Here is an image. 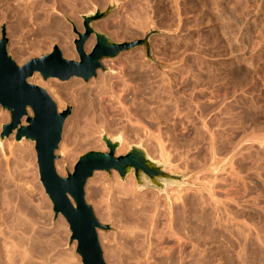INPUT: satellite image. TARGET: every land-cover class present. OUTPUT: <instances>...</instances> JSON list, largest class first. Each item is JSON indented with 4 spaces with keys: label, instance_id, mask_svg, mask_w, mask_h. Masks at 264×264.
<instances>
[{
    "label": "rangeland",
    "instance_id": "rangeland-1",
    "mask_svg": "<svg viewBox=\"0 0 264 264\" xmlns=\"http://www.w3.org/2000/svg\"><path fill=\"white\" fill-rule=\"evenodd\" d=\"M7 3H6V2ZM8 1H10V2H8ZM11 1L12 0H1L0 2V4H2V2H3V4L2 5H0L1 7L0 8H2L1 10H0V15L2 14L3 16H4V18H2L3 16L1 15L0 16V39H1V37H2V28L3 27H6V32H7V38H8V40H9V42H8V52H9V54L12 56V58L18 63L19 62V58L21 59V61H20V63L21 64H18V65H20V66H22V65H24L25 63H27L28 61H30V60H32V59H34V58H38V57H41V56H43V55H46V54H49V53H51L52 52V50H53V48H54V46H56V44H52V48H51V50H49V49H47L48 50V52H47V50H42V49H40V48H38L37 50H36V47H33V46H31L32 44H31V42L33 43V45H34V43H36V41H38V43H40V40H42L41 41V44H43V37H46L47 35H42L41 36V32L44 30V29H42V28H45V32H46V34H47V32L48 33H51V32H49V31H52V26L54 25V24H56V23H59L60 22V19H62L61 21L62 22H60L59 24L61 25V26H63V28L60 26V28L61 29H64L65 30V32L66 33H68V32H70V33H72L71 35H73L74 36V41L76 40V39H78V36H77V34L74 32V26H73V24L74 25H76V24H78L79 26H81V28L83 29V31H82V29L78 26V25H76V27H78L77 29H80V31L81 32H84V26H83V15H86V14H89V13H93V12H96V10L97 9H102L101 11H106L107 10V8L109 7V4H110V2H111V0H88V1H86L85 2V0L83 1V0H60V3L58 2V0H57V2H56V0H45V1H47V2H44V0L42 1H40V0H38V1H40V3L36 0V2H38L39 3V5L37 4V5H35V7L34 8H36V9H39V10H41L40 12H39V10L37 11L36 9H32L31 11H30V9L27 11V10H23V11H26L25 13L24 12H22L23 13V15H22V17H24L25 18V20L27 19V21H28V19H29V21L31 20V22H29V23H35L34 25V27L31 25V27L29 26V23L27 22V26H26V23H25V21H23V19L21 20L20 19V17H21V14H19V11H15V10H17L15 7H14V5L12 4L13 3V1H12V3H11ZM49 1H53L52 2V5H50L51 4V2H49ZM63 1V2H62ZM67 1V2H66ZM73 3H72V2ZM76 1V2H75ZM79 1V2H78ZM82 1H83V3H84V5H83V3H82ZM97 1V2H96ZM105 1V2H104ZM116 1V3H117V7H116V9L108 16V17H106L105 19H103V20H100V21H98V22H96V23H94V25H96V24H98V23H103L105 26L103 27V29L101 30H99V29H96L95 27H94V25H93V27H94V29L96 30V31H98V32H101V33H103V34H105L106 36H108L109 38H111L114 42H117V43H123V42H135V41H137V40H144V39H146V37H147V35L152 31V30H157V31H160L161 33H159V34H155V35H153L152 37H151V39H150V45H151V53L150 54H148V51H147V48L145 47V46H139V47H136V48H134V49H132V50H130V51H127V52H123V53H121L117 58H114V59H105V60H103V65H104V67L106 68V71H104V70H99L98 71V75H99V77L101 76V77H106V79H107V83H109V84H107L108 86H105L104 88H102V89H99L98 88V84H96V83H98L97 81H99V77H98V75H97V77L96 78H94L93 79V81H92V83L89 81L88 83H86V82H84L82 79H78V78H73V79H71L70 81H67V82H62V81H60V80H58V79H56V83L57 84H59L58 86V88H57V95H55V93L54 92H52V93H54V94H52L51 93V91L49 90V89H47V87H45V89L48 91H50L49 92V94H51V95H54L53 96V99H55V96H58V97H56V99H55V101L56 102H59V101H62L64 98H65V100H64V102L63 103H65L64 105H63V107H62V110H64V109H66L67 107H72V114H71V116L68 118V120L67 121H70V120H72L71 122H66V124H65V127L67 126V128H65V130H64V133H63V139L65 140V141H63V139H62V143H64V142H66V143H73V147H72V150H73V153H72V157L73 156H75V153L77 152V154H76V156L77 157H75V158H77L75 161L73 160V158L71 159V161H69V169L67 168L66 169V173L65 172H63L62 173V175L61 176H64V177H66L67 175H68V173H72L73 171H74V168H75V166H76V164L78 163V161H79V159H80V157L82 156V155H84V154H86V153H88V152H90V151H104V152H108V149H107V147H106V144L103 142V140H102V135L104 134V133H106L108 136H110V137H112V138H117V137H121L122 138V140H123V143H122V147L116 152V154H117V156H123V155H125L128 151H129V148H130V146H133V145H140V146H142L147 152H148V154L150 155V157L152 158V159H154V160H157V161H160V162H163V163H165L166 164V169L169 171V172H171V173H176V174H180V175H184V176H186V182L188 183L187 185H182V186H180V187H174V188H171V189H169V191H168V193H160L158 190H156V189H145V190H139L138 189V184H137V180H136V178H135V176L133 175V174H131L130 176H128V178L127 179H129L130 177L131 178H133V180H134V185L132 186L131 184H129V182H127L128 180L126 179V181L125 182H122L121 181V178H120V175H119V173L116 171V170H113L111 173H108V172H106V171H97V172H95L94 173V175H93V177L88 181V182H91V183H87V185L88 186H86V200H87V202H88V204L89 205H91L92 207H93V209H94V212H95V214H96V217L98 218V220L100 221V223H102V224H104V225H110L112 228H111V230L110 231H104V230H101V232L103 231V234L105 235H103L101 232H100V234H102V235H100L99 234V236H100V242L102 241V239L103 238H105V239H103V241L101 242V245H102V248H103V251H104V256H105V254L107 253V248L106 247H109V249H111V247L112 246H114V248L113 249H111L113 252H112V255H111V250H109L108 249V251L110 252V253H107L106 254V256H105V260L107 261V264H108V256H110L109 258H110V261L112 262V263H110V261H109V264H121L120 262H118L119 260L122 262V264H125V262H126V264H159L158 262H160L159 260H161V258H162V260L161 261H163V262H160V264L162 263H164L165 262V260L164 259H168L169 261H167L166 260V264H170L169 262H171V260L172 259H174L175 258V261L174 260H172V262H171V264H174V262L176 263V264H179V257L180 258H182V255H183V258H182V261H183V264H195V262H196V264H201L202 263V261H203V263L204 264H209L210 262L212 263V261L213 260H215V261H213L214 263H212V264H215V263H217L218 264V261L220 262V264H264V141H262V139H264V133H263V131H264V111H262V110H264V68H263V70H262V67H264V3H262L263 2V0H256V1H254V0H244V2H245V4H247V5H243L244 4V2L243 1H241V0H212V2L213 3H210L211 2V0H171V1H169V0H115ZM176 1V2H175ZM182 1V2H181ZM249 1V4L247 3ZM260 1V2H259ZM42 2V3H41ZM68 2H70V3H68ZM78 2V3H77ZM88 2V3H87ZM177 2H178V5H177ZM220 2V3H219ZM239 2V3H238ZM48 3V4H47ZM50 3V4H49ZM72 3V4H71ZM77 5H76V4ZM80 3H82V4H80ZM172 3H173V5H172ZM183 3V4H182ZM215 3V4H214ZM243 3V4H242ZM256 3H257V5H256ZM6 4H8V5H6ZM11 6H10V5ZM42 4V5H41ZM47 4V5H46ZM65 5L64 7H63V5ZM73 4H75L74 6H75V9H73L74 8V6H73ZM88 4V5H87ZM193 4V5H192ZM212 4H214V5H212ZM221 4V5H220ZM239 4H240V6H239ZM241 4H242V7H241ZM50 5V6H49ZM58 7H57V6ZM59 5H60V8L61 9H57V8H59ZM61 5H62V7H61ZM78 5H81V6H83V7H79ZM177 7H176V6ZM181 5H183V6H181ZM216 5L218 6V7H216ZM223 5V6H222ZM252 5V6H251ZM3 6H7L6 8L8 9H6V8H4ZM12 8H10V7ZM42 6V7H41ZM46 6V8H44ZM54 6H55V8H54ZM191 6V7H190ZM243 6H244V8H243ZM247 6H248V8H247ZM38 7H41V8H38ZM49 7V10L47 9ZM69 8L70 7V9H67V8ZM71 7H72V10L74 11H72L71 10ZM89 7V8H88ZM93 7V8H92ZM239 7H240V9H239ZM245 7H246V9H245ZM257 7V8H256ZM262 7V8H261ZM10 8V9H9ZM44 8V9H43ZM54 10H52V9ZM69 10L70 11V13H69V15H71V13H76L75 15L73 14V18L75 17L76 19H71L72 18V15L71 16H69L68 15V11L67 12H65L66 10ZM84 8V9H83ZM216 8H217V10H216ZM220 8V9H219ZM222 8L224 9V10H222ZM259 8H260V10H259ZM13 9H15V10H13ZM46 9V10H45ZM51 9V10H50ZM64 9V11H61V10H63ZM81 9H82V11H81ZM218 9H219V11H218ZM239 11H238V10ZM242 9V10H241ZM246 11H245V10ZM252 9V10H251ZM255 9V10H254ZM256 9L259 11H257V12H255L256 11ZM4 10V11H3ZM5 10L7 11V13L5 12ZM19 10V9H18ZM45 10V12H43ZM58 10V11H57ZM60 10V11H59ZM77 10H79V11H76ZM148 10V11H147ZM215 10V11H214ZM237 10V11H236ZM9 11V12H8ZM20 11H22V9H20ZM32 11H33V14H32ZM37 11V12H36ZM48 11H50V12H48ZM72 11V12H71ZM160 11V12H159ZM217 11V12H216ZM225 12V14H227L226 16H225V14H223L224 12ZM231 11V12H230ZM243 11H245V12H243ZM249 11V12H248ZM4 12H5V14H6V16H5V14H4ZM29 12H31V14H29ZM35 12V13H34ZM46 12H47V14H46ZM58 12V13H57ZM64 12V13H63ZM220 12V14L222 15L221 17H220V14H218V15H216L217 13H219ZM238 12V13H237ZM255 14H254V13ZM13 13H14V15H13ZM28 13V14H27ZM37 13H39V16L40 17H43L41 20H40V17H38V14ZM41 13H43V15L41 14ZM59 14V15H57V14ZM152 13V14H151ZM249 13V14H248ZM25 14V15H24ZM27 14V15H26ZM35 14V15H34ZM44 14H46V15H44ZM49 14V15H48ZM62 14V15H61ZM240 14V15H239ZM242 14V15H241ZM245 14V15H244ZM247 14V15H246ZM256 14H257V16H256ZM8 15V16H7ZM9 15H10V17H9ZM11 15H13V16H11ZM17 15V16H16ZM19 15H20V17H19ZM28 15H30V16H32L31 18H30V16L28 17ZM36 17V19L34 18V16ZM37 15V16H36ZM248 15H249V17H248ZM253 15V16H252ZM28 18H27V17ZM45 16H50V17H45ZM57 16V17H56ZM215 16H217L218 18H216ZM227 16L230 18H228L227 19ZM242 16H246L245 18H243ZM256 16V17H255ZM7 19H6V18ZM19 18L20 19V22H24L23 23V26L24 27H22V23H20L19 22V19H17V18ZM52 17H55L56 18V20L57 21H59V22H57L54 18H52ZM70 17V18H69ZM225 17V18H224ZM248 17V18H247ZM9 18H11V19H9ZM32 18H34V19H32ZM57 18H59V20L57 19ZM165 18H166V20H165ZM221 18V19H220ZM222 18H223V20L224 21H222ZM253 19V21H252V19ZM257 18V19H256ZM16 20V22H15V20ZM44 19V20H43ZM48 19V21H46V20ZM52 19H53V21H55L54 23L52 22ZM226 19V20H225ZM35 21V22H32V21ZM39 21V23L38 22H36V21ZM43 20V21H42ZM67 20V21H66ZM69 20L72 22H69ZM176 20V21H175ZM179 20V21H178ZM218 20V21H217ZM221 20V22H219ZM228 20V21H227ZM247 20H248V22H247ZM11 21H14V22H11ZM46 21V22H45ZM63 21H65V24L63 23ZM107 21H110V22H107ZM226 21V22H225ZM231 21V22H230ZM233 21V22H232ZM250 21V22H249ZM44 22V23H43ZM105 22H107V23H110V25L108 24L107 25V23H105ZM111 22H112V24H111ZM172 22V23H171ZM213 22V23H212ZM249 23V24H247V23ZM252 22H254V23H252ZM11 23V24H10ZM18 23V24H17ZM42 23H43V25H42ZM47 23H48V25H50L49 23H52L50 26H48L47 25ZM64 25H63V24ZM219 23V24H218ZM225 23H227V24H225ZM13 24H15V25H13ZM21 24V25H20ZM25 24V25H24ZM37 24V25H36ZM47 25V27L48 28H50V29H48L47 30V27H46V25ZM67 24V25H66ZM167 24V25H166ZM220 24H222V25H220ZM232 26H231V25ZM238 24H241V25H239L238 27H239V30H238V28H236L237 27V25ZM251 24V25H250ZM9 25H13V26H10L9 27ZM69 28H67L66 26ZM111 25H113V27L115 26V30H112V26ZM119 27H118V26ZM125 25V27L123 28V26ZM226 27H225V26ZM235 25H236V27H235ZM251 27H250V26ZM253 25V26H252ZM255 25V26H254ZM26 26V27H25ZM40 26V29L39 30H37V27H39ZM45 26V27H44ZM109 27V29L108 28H106V27ZM120 26H121V28H120ZM163 26V27H162ZM170 26V27H169ZM219 26H221V27H219ZM236 28L235 30L236 31H239L238 33L236 32V34H235V30H232V29H234V27ZM248 26H249V28H248ZM20 27V28H19ZM29 27V28H28ZM64 27H66V28H64ZM70 27H71V29H70ZM111 27V28H110ZM117 27V28H116ZM219 27V28H218ZM224 27V28H223ZM229 27V28H228ZM233 27V28H232ZM241 27V28H240ZM18 28H19V30H18ZM22 28V29H21ZM25 28H27V29H25ZM36 29V31H33L34 29ZM107 30H106V29ZM123 28V29H122ZM127 28V29H126ZM187 28V29H186ZM251 28V29H250ZM254 28V29H253ZM11 29V30H10ZM25 29V30H24ZM31 31H29V30ZM42 29V30H41ZM112 31H111V30ZM122 30V34H121V31L120 30ZM247 29V30H246ZM254 31H253V30ZM10 30V31H9ZM13 30V31H12ZM15 30V31H14ZM24 31V33H22L23 31ZM47 30V31H46ZM70 30V31H69ZM116 30H117V32H116ZM119 30V31H118ZM129 32H132V33H130L131 35H129V33H128V31ZM187 30V31H186ZM226 30V31H225ZM249 30V31H248ZM18 31L20 32V33H18ZM26 31H28V32H26ZM41 31V32H40ZM44 31H43V33H44ZM114 31H115V33H114ZM125 31V32H124ZM223 31V32H222ZM228 31V32H227ZM247 31V32H246ZM251 31V32H250ZM26 32V33H25ZM34 32H36V33H38V35H40V37L36 34V33H34ZM53 32V31H52ZM124 32V33H123ZM133 32H135V33H133ZM138 32V33H137ZM187 32V33H186ZM230 32H232L231 34H230ZM249 32V33H248ZM54 33V32H53ZM128 33V34H127ZM227 34V36H226V34ZM229 33V34H228ZM248 33V34H247ZM9 34H14V35H9ZM18 34H19V36H18ZM23 34V35H22ZM27 34V35H26ZM36 34V35H35ZM52 34V33H51ZM124 34V35H123ZM126 34V35H125ZM134 35V37H133V35ZM234 34L236 35V36H234ZM250 34V35H249ZM22 35V36H21ZM31 35H35V37L34 36H31ZM123 35V36H122ZM132 36V37H128V36ZM232 35V36H231ZM21 36V37H20ZM38 36V37H37ZM124 36H126V38L124 37ZM245 36V37H244ZM15 37V38H14ZM18 37V38H17ZM19 37H20V39H19ZM23 37H25V38H23ZM29 37V38H28ZM33 37V39L35 40H33V39H31L32 41H30V38H32ZM37 37V38H36ZM93 37V36H92ZM92 37L90 38V40L92 39ZM124 37V38H123ZM203 37V38H202ZM228 37H229V39H228ZM240 37V38H239ZM247 37V38H246ZM16 38H17V40H16ZM23 38V39H22ZM28 38V40L29 41H27V40H25V39H27ZM39 38V39H38ZM42 38V39H41ZM190 38V39H189ZM235 39V41H234V39ZM241 38H243V39H241ZM15 39V40H14ZM46 38H44V40H45ZM23 40V41H22ZM89 40V41H90ZM93 40H94V43L91 45V48H89V50L87 51L88 53L89 52H91L92 51V49H93V47L96 45V37L94 36L93 37ZM206 40V41H205ZM242 40H244V41H242ZM263 40V41H262ZM17 41V43L19 44V41L21 42V44H20V46L18 45V48L20 47L21 49H19V50H21V51H19L18 50V48H16V46H17V43H14V42H16ZM25 41V42H24ZM46 41H48L49 42V40H46ZM156 41H158V42H156ZM167 41H169V42H167ZM218 41V42H217ZM231 41V42H230ZM239 41V42H238ZM241 41V42H240ZM12 42V43H11ZM22 42H24V43H22ZM28 42H30L29 44H28ZM162 42V43H161ZM215 42V43H214ZM235 42V43H234ZM244 42V43H243ZM172 43V44H171ZM233 43V44H232ZM240 43V44H239ZM13 44V45H12ZM22 44H24V45H22ZM27 44V46H25ZM187 44V46H185ZM236 44V45H235ZM12 45V46H11ZM48 45H50V44H48ZM181 45V46H180ZM185 47H184V46ZM222 45V46H221ZM234 45V46H233ZM244 45H246V46H244ZM10 46H11V48L13 49H11L10 48ZM13 46L16 48L15 50H14V48H13ZM24 46V47H23ZM179 46V47H178ZM183 46V47H182ZM189 46V47H188ZM191 46V47H190ZM243 47L244 48V50H241V48L240 47ZM259 46V47H258ZM181 47V48H180ZM190 49V51H192L191 53H189V52H187L189 49ZM237 47V49H235ZM258 47V48H257ZM27 48V49H26ZM33 49V50H31V52H33V53H31V52H28V51H30L29 49ZM85 48H86V46H85ZM187 48V49H186ZM193 48V49H192ZM10 49H11V51H10ZM22 49H24V50H22ZM34 49L37 51V52H35L34 51ZM144 49V50H143ZM171 49H173L174 51H176V52H174L173 50L171 51ZM181 51H180V50ZM184 49H185V51H184ZM195 49V50H194ZM196 49H197V51H196ZM229 49V50H228ZM256 49V50H255ZM27 50V51H26ZM39 50V51H38ZM40 50H41V52H40ZM75 50H76V46H75ZM179 50V51H178ZM201 50V51H200ZM240 50V51H239ZM22 52V54L21 53H16V52ZM26 51V52H25ZM44 51H45V53H44ZM143 53H142V52ZM145 51V52H144ZM163 51V52H162ZM184 53H183V52ZM202 52L201 54H199L200 52ZM230 51H232V52H230ZM249 51V52H248ZM250 51H252V52H250ZM40 52V53H39ZM172 54H171V53ZM174 52V53H173ZM178 52V53H177ZM180 52L181 53H183L182 54V56H181V54H180ZM199 52V53H198ZM245 52V53H244ZM260 52H261V55H259L260 54ZM15 53V54H14ZM29 54V55H31V56H29V55H26V54ZM35 53H38V54H35ZM161 53V54H160ZM164 53H165V55H164ZM168 53V54H167ZM177 53V54H176ZM188 53V54H187ZM193 53H195V54H193ZM246 53H247V56H246ZM252 53V54H251ZM20 54V55H19ZM34 54V55H33ZM175 54H176V58H177V56H179L178 57V61H177V59H175ZM184 54L186 55V56H184ZM202 54H203V57H202ZM239 54H240V57H239ZM254 54V55H253ZM23 56V58H21V57H19V56ZM26 55V56H25ZM78 55V53H77V51H76V56ZM171 55V56H170ZM194 55H196V57L194 56ZM200 55V56H199ZM244 55V56H243ZM25 56V57H24ZM169 56V57H168ZM187 56H188V59H187ZM199 56V57H198ZM206 56V57H205ZM237 56V57H236ZM17 59H16V58ZM28 57V58H27ZM65 57V56H64ZM78 57H79V55H78ZM143 57V58H142ZM169 58L168 59V61L169 62H166L167 61V59L166 58ZM173 58V59H171V58ZM181 57V58H180ZM240 58V61H239V58ZM244 57V58H243ZM261 57H262V59H261ZM66 58V57H65ZM162 58V59H161ZM204 58H206L205 60H204ZM241 58H242V60H241ZM246 58V59H245ZM248 58H250V60L248 59ZM68 59V58H67ZM125 59H126V61H125ZM164 59H166V60H164ZM174 59H175V62H174ZM183 59V60H182ZM185 59V60H184ZM197 59V60H196ZM200 59H203V60H200ZM248 59V60H247ZM18 60V61H17ZM22 60H24V61H22ZM71 60V59H70ZM73 60H76V59H73ZM77 60H79V58H77ZM124 60V61H123ZM170 60H173V61H170ZM180 60H181V62H180ZM189 60V61H188ZM238 60V61H237ZM105 61L107 62V64H105ZM109 61V62H108ZM111 61V62H110ZM133 61V62H132ZM146 61V62H145ZM184 61L186 62V64H183L184 63ZM187 61H188V65H187ZM247 63H246V62ZM122 62H124V63H122ZM125 62H126V64H127V62H128V64L126 65L125 64ZM130 62V63H129ZM131 62L132 63H134L135 62V65H133V64H131ZM139 62H141V63H139ZM172 62V63H171ZM179 62V63H178ZM190 62V63H189ZM195 62H196V64H195ZM198 62H199V64L201 63V64H203V65H205V63L207 64V66H204V67H207L206 69L205 68H203V65L201 66V64H200V66H199V64H198ZM244 62V63H243ZM249 62H251V63H249ZM168 63V64H167ZM183 65H182V64ZM192 63H194L193 65H192ZM250 64V65H247V64ZM123 64H125V65H123ZM131 64V65H130ZM136 64H137V66H136ZM141 64V65H140ZM142 64H143V66H142ZM149 66H148V65ZM182 65L181 67L179 66V65ZM130 65V66H129ZM134 66V68H136V69H134L133 68V66ZM140 65V66H139ZM185 65H186V67L188 68V66L189 67H191V65H192V68H191V70H189V69H187L186 67H185ZM195 65V66H194ZM196 65H198V66H196ZM208 65H210V66H212V65H214V66H212V67H210V66H208ZM259 65V66H258ZM129 66V67H128ZM144 66H146L147 68H149V71H147L148 69L145 67V69H147L146 71H145V69H143L144 68ZM174 66H175V68H174ZM180 68V70H179V73H178V67ZM194 66V67H193ZM216 66V67H215ZM241 66V67H240ZM254 66V67H253ZM262 66V67H261ZM137 67H139V68H137ZM140 67H141V69H140ZM143 67V68H142ZM196 67V68H195ZM198 67H202L201 69L200 68H198ZM209 67L211 68V70L209 69ZM213 67H215V68H217V69H212ZM237 67V68H236ZM244 69H243V68ZM252 67V68H251ZM261 67V68H260ZM126 68H130V72H131V68H133L135 71L136 70H140V72H138V71H134L133 69V75H132V73H131V75H130V72H129V70H127ZM175 69L174 71H173V69ZM193 68H194V70H193ZM199 70H198V69ZM241 68H242V72H240L241 71ZM251 68V69H250ZM256 68V69H255ZM171 71H170V70ZM181 69H182V72H181ZM184 69V70H183ZM197 69V70H196ZM203 69H205L204 71H203ZM124 71V72H122L121 73V71ZM127 70V71H126ZM146 72V75H143V74H145V72ZM151 70V71H150ZM169 70V71H168ZM186 70V71H185ZM201 70V72L199 73V71ZM214 70V71H213ZM232 70H235L234 72L232 71ZM239 72H238V71ZM141 71L143 72V73H141ZM164 71H165V74L168 76V74H169V77L171 78H169V80H167L165 77H163V76H165L164 75ZM167 71H168V73H167ZM177 72V74H176V72ZM189 71H191V72H189ZM194 71V72H193ZM206 71V72H205ZM208 71H210V72H208ZM217 71V72H216ZM237 71V72H236ZM245 71V73H243ZM100 72V73H99ZM138 72V73H137ZM173 72V73H172ZM183 72H185L184 74H180V73H183ZM186 72H189V73H186ZM213 72H215V73H213ZM232 72V73H231ZM254 72V73H253ZM125 73H128V74H125ZM142 74V77H141V74ZM148 73H151V74H154L153 75V77H152V75L151 76H148L149 74ZM191 73L193 74L192 76H191ZM195 73H199V77H200V79H202V80H200L199 79V77H198V75L197 74H195ZM201 73H205V74H207L208 73V76L207 75H205L204 74V76L206 77V78H204V76L201 78ZM212 74V76H209L210 74ZM231 73V74H230ZM234 73H235V75H234ZM241 73V75L239 76V74ZM136 76H140V77H136ZM140 74V75H139ZM148 74V75H147ZM162 74H163V76H162ZM171 74H176V76L178 75V77H176L175 75H174V77H175V79H174V77L171 75ZM197 76H195V75ZM217 74V75H216ZM245 74L247 75V77L249 76V79H247L246 77H245ZM105 75V76H104ZM110 75V76H109ZM112 75V76H111ZM127 75V76H126ZM172 77H171V76ZM183 75H185V76H183ZM215 75V79L213 78V76ZM230 75L231 76H234V77H231V79L229 78L230 77ZM237 75V76H236ZM251 75V76H250ZM36 76H37V79H36ZM32 80H39L40 78H42L40 75H36ZM38 76L40 77V78H38ZM107 76H109L108 78H107ZM117 76H118V78H119V81H118V78H117ZM129 76V77H128ZM148 78V80L150 79V78H153L152 80L150 79L149 80V82H148V80L146 79V77ZM155 76V77H154ZM182 76L185 78H182ZM190 76H191V80L192 79H194V80H190ZM195 77V78H192V77ZM217 76V77H216ZM235 76L237 77V78H235ZM238 76L239 77H241V79L240 78H238ZM122 77V78H121ZM130 77H133L134 79H135V81L133 80V78L131 79ZM143 77H144V79L145 80H143ZM162 77H163V79L167 82L168 81V85H169V87H168V85H167V87H166V82L165 83H163L164 81H160V80H163L162 79ZM213 79H212V78ZM245 79V81H241V80H244L243 78ZM254 77V78H253ZM98 78V79H97ZM111 78H112V80H111ZM115 78V79H114ZM129 78V79H128ZM176 78H177V80H176ZM189 80H188V79ZM196 78H198V79H196ZM210 78V80H207V79H209ZM216 78H217V80H216ZM228 78V79H227ZM235 80H233V79ZM258 78V79H257ZM261 78V79H260ZM115 81H114V80ZM126 79L129 81L130 79H131V81H132V85L134 86H132V85H130L131 84V81H129V82H127L126 83ZM137 79V80H136ZM155 79V80H154ZM156 79H157V81H156ZM204 79H205V81L206 82H204ZM219 79V80H218ZM238 79V80H237ZM239 79H240V81H239ZM249 80V81H247V80ZM251 79H253V80H251ZM41 80V81H40ZM39 80V83L41 82V83H43V84H46L47 85V82L49 81V82H51L52 81V79L51 80H48V81H45V80H43V78L42 79H40ZM73 80V81H72ZM159 80V81H158ZM175 80V81H174ZM186 80V81H185ZM198 80H200V81H198ZM227 80H229V81H227ZM60 81V82H59ZM76 81V82H75ZM109 81V82H108ZM113 81V82H112ZM122 81V82H121ZM123 81H125L124 83H123ZM134 81V82H133ZM145 82L144 84L143 83H141V82ZM161 82V83H163V85L160 83L159 85V87H158V83L156 84V82ZM190 83L189 85H188V82ZM196 83V81L199 83V85H198V83L197 84H195L194 82ZM204 83H203V82ZM217 81H219L218 83H217ZM221 81V82H220ZM234 81V82H233ZM237 81V82H236ZM46 82V83H45ZM74 82V83H73ZM93 82H96V83H94L93 84ZM119 82H121L122 83V85L121 86H125V84H126V88L127 87H130V88H128L129 90H131L132 88V90L131 91H129V92H131L132 94H134V96H133V101L131 100V98L132 97H125L126 96V94H128V93H125V95H124V92H123V90H126V88L123 86V87H121L119 84V86L120 87H116L117 85H116V83H119ZM135 82H137V83H135ZM140 82V83H139ZM146 82H148V83H146ZM153 82H155L154 84H153ZM191 82L193 83V84H191ZM202 84H205V86L204 85H201V83ZM209 82V83H208ZM213 82V83H212ZM226 82V83H225ZM227 82H228V84L229 85H227ZM229 82H231V83H229ZM236 82V83H235ZM239 82L240 83H242V84H239ZM243 82H245L246 83V85H244L243 84ZM249 84H248V83ZM32 83H33V81H32ZM92 85L91 87H90V84ZM153 84V85H151V84ZM211 83V86L209 85ZM236 84V85H240V86H234L233 84ZM238 83V84H237ZM34 84H35V82H34ZM36 84L38 85V83L36 82ZM49 84V83H48ZM88 84V85H87ZM115 84V85H114ZM137 84V88H135V85ZM139 84V85H138ZM141 84V85H140ZM147 84V85H146ZM150 84V85H149ZM156 84V85H155ZM164 84H165V87H164ZM213 84H214V86H215V88L213 87ZM216 84V85H215ZM226 84V85H225ZM230 84H231V86H230ZM247 84H248V86H247ZM85 85H87V86H85ZM97 86V87H95V86ZM128 85V86H127ZM194 85V86H193ZM196 85V86H195ZM199 86V88H198V86ZM209 85V86H208ZM221 85V86H220ZM39 86H42V85H40L39 84ZM68 88H67V87ZM75 86H76V88H75ZM85 86V87H84ZM113 86V87H112ZM115 86V87H114ZM139 86H145L144 88H140ZM147 86V87H146ZM149 86L151 87H153V88H158V89H162V88H164V89H162L161 91H163L164 90V92H166L165 94H163L164 92H162L161 94H158V97H161V98H159V99H163V100H159V101H163V102H159L158 101V99H157V97H156V93H158V89L156 88L155 90L152 88H150V91H152V93L149 91ZM161 86H162V88H161ZM189 86H192V89H193V91H192V89H191V92H190V87ZM204 86V87H203ZM217 86H220L218 89H217ZM251 86V87H250ZM261 86V87H260ZM43 88H44V86H42ZM62 87V88H61ZM67 88V89H64L63 90V88ZM70 87H71V89H75L76 91H78L77 93V97H76V91L75 90H71L70 89ZM84 87V88H83ZM90 88V89H94V90H96V93H97V95L96 96H93V95H95V94H93V91L94 90H89L88 88ZM111 87V92H110V90H108L109 88ZM193 87H195V88H193ZM201 87H203V88H201ZM208 87H209V89H210V87L212 88V89H208ZM230 87V88H229ZM234 87V88H233ZM242 88L241 90L242 91H245L246 93H249L250 94V92L252 93V94H246L245 92L243 93L242 91V93H241V95L240 94H238V91L237 90H240V89H237V88ZM60 88V89H59ZM96 88V89H95ZM97 88L99 89V90H97ZM114 88H116V89H114ZM118 88V89H117ZM135 88V89H134ZM145 88H147V90L145 89ZM170 88V89H169ZM196 88H198L199 89V91H197V92H195V90L194 89H196ZM200 88H201V90H200ZM228 88V89H227ZM232 88L234 89V91H232ZM249 88V89H248ZM252 88V89H251ZM68 89H69V91H68ZM79 89H81V92L79 91ZM87 89V90H86ZM106 89V90H105ZM121 89H122V91H121ZM140 89V90H139ZM145 89V90H144ZM168 89H169V91H168ZM204 89V90H203ZM214 89H216L215 90V92H214ZM237 89V90H236ZM248 89V92L246 91V90ZM255 89V90H254ZM61 90V91H60ZM64 92H63V91ZM83 90V91H82ZM86 90V91H85ZM90 92H89V91ZM106 92V94H105V92ZM114 90H115V92L116 93H114L113 95H111V93H112V91L114 92ZM118 90H120L119 92H117ZM138 92H137V91ZM141 90H143L142 92H141ZM159 90V92H161ZM235 90L237 91V92H235ZM250 90V91H249ZM88 91V92H87ZM98 91H100V93H98ZM135 91V92H134ZM139 91H140V93H139ZM147 92V94L146 93H144V92ZM157 91V92H156ZM170 91H172V92H170ZM254 91V92H253ZM59 92V93H58ZM61 92H63V93H61ZM66 92H68V93H66ZM74 92H75V94H74ZM92 92V93H91ZM103 92V93H102ZM193 92V93H192ZM217 92V93H216ZM234 92V93H233ZM82 95V96H80V94ZM86 93H88L89 94V96L86 94ZM104 94V95H102V94ZM108 93H110V94H108ZM118 93V94H117ZM120 93V94H119ZM123 93V94H122ZM138 94L139 96H137V98H136V96H135V94ZM150 95H149V94ZM168 93V94H167ZM170 93V94H169ZM206 93V94H205ZM231 94V96H232V99H231V96H230V94ZM235 94V95H233V94ZM240 93V92H239ZM58 94H60V97H59V95ZM61 94H63V95H61ZM68 94H70V95H68ZM72 94H74V95H72ZM93 94V95H92ZM101 96V97H99V95ZM141 94H143V95H141ZM152 94H154L153 95V97H152ZM167 94V95H166ZM192 96H191V95ZM229 94V95H228ZM244 96H243V95ZM66 95V97H64ZM70 97L71 95V98L74 96V98H75V101H76V99H77V101L78 102H73L72 103V99L71 98H69L68 96ZM86 95V96H85ZM108 97H107V96ZM111 95V96H110ZM145 95H146V97H145ZM147 95H149L148 97H147ZM166 95V96H165ZM219 95V96H218ZM245 95H248V96H245ZM90 96H92L93 98H95V99H97V98H99L100 99V101L97 99V101L95 100V102H94V100H93V98L91 97L90 98ZM98 96V97H97ZM113 96H115L114 98H116L115 100H114V98H113ZM123 96V97H122ZM142 97V98H139V97ZM151 96V97H150ZM162 96H164V97H162ZM233 96H234V99H233ZM236 96V97H235ZM238 96L240 97V96H242V97H240V98H238ZM254 96H255V99H254ZM64 97V98H63ZM84 99H83V98ZM87 97H89V99L87 98ZM97 97V98H96ZM103 97V98H102ZM105 97V98H104ZM111 97V98H110ZM125 97V99H123ZM134 97H135V99H134ZM143 97H144V99H143ZM210 97V98H209ZM216 97V98H215ZM226 97H230L229 99H230V101H229V99L227 98V100L225 99ZM245 97V98H244ZM246 97H248V98H246ZM251 97H252V99L253 100H251ZM61 98H63V99H61ZM81 98V100H80V102H79V99ZM85 98H86V100H88V102H89V100H91L90 102L91 103H88L86 100H85ZM107 98H108V100H107ZM113 98V99H112ZM118 98V99H117ZM120 98V99H119ZM121 98L123 99V100H121ZM151 98H153V99H151ZM166 98V99H165ZM236 98V99H235ZM242 98V99H241ZM250 98V99H249ZM60 99V100H59ZM71 99V100H70ZM131 100V104H129V102H130V100ZM136 99H137V102H136ZM138 99H140L141 101H142V103H140L141 101H139ZM146 99V100H145ZM148 99V100H147ZM157 99V100H156ZM223 99H225V100H223ZM239 99V100H238ZM244 99V100H243ZM68 100V101H67ZM74 100V99H73ZM104 100L105 102L107 101L108 103H110L112 100H114V101H112V103L114 102V104H112V103H110V104H108L107 102L105 103L104 101L102 102V101ZM111 100V101H110ZM117 100H119V101H117ZM127 100H129V101H127ZM135 100V101H134ZM152 100V102H154V100H155V102L157 103H159V106H160V104H161V106H160V108H157V107H159L155 102H154V105L153 104H151L149 101H151ZM198 100V101H197ZM223 100V101H222ZM231 100H232V102H234V103H232L231 102ZM234 100V101H233ZM243 100V103L241 104V101ZM247 100V101H246ZM249 100H250V102H249ZM82 101V102H81ZM83 101H85V102H83ZM110 101V102H109ZM127 103H126V102ZM237 101V102H236ZM69 102V103H68ZM89 104H87V103ZM94 102V105L92 104ZM102 102V103H101ZM119 102V103H118ZM124 104H123V103ZM146 102H148V103H146ZM195 102V103H194ZM222 102V104H223V102H225L222 106H218V105H220L219 103H221ZM229 102V103H228ZM231 102V103H230ZM78 103V104H77ZM81 103V104H80ZM102 105H101V104ZM104 103L106 104V105H104ZM115 103H118V104H115ZM134 103H135V106H134ZM137 103V104H136ZM139 103V104H138ZM146 103V104H145ZM238 103V104H237ZM80 104V105H79ZM99 104V105H98ZM120 104V105H119ZM145 104V105H144ZM148 104V105H147ZM153 105V106H151L152 108H150V106L149 105ZM163 104H164V106H163ZM196 104V105H195ZM227 104V105H226ZM232 104H234L233 106H232ZM78 105V106H77ZM84 105V107H82V110L83 109H85L84 111H82L81 110V108H80V106H83ZM91 105V106H90ZM97 105V106H96ZM114 105V106H113ZM116 105V106H115ZM117 105L118 106H120V107H122V110H119L118 108L119 107H117ZM122 105H124V106H122ZM130 105V106H129ZM136 105H144L145 107V109L143 108V106H142V109H140L139 107H137ZM157 105V106H156ZM227 106V108H229V109H227L226 108V106ZM229 105V106H228ZM231 105V106H230ZM236 105V109H235V106ZM239 105V106H238ZM247 105V106H246ZM77 106V107H76ZM110 106H111V109L109 110L108 109V107L110 108ZM113 106V107H112ZM127 106V107H126ZM140 106V107H141ZM149 106V107H148ZM155 106V107H154ZM162 106L164 107L163 108V110H162ZM241 106V107H240ZM78 107H79V109H78ZM91 107H93V108H91ZM96 107H98V108H96ZM104 107H105V109H104ZM117 107V108H116ZM125 107V109H123ZM130 107H132V110H131V108ZM133 107H134V109H133ZM136 107H137V110H136ZM219 107V109H217ZM221 107H222V109H221ZM223 107H224V109H223ZM232 107H234L233 108V110L231 109ZM77 108V109H76ZM116 108V109H115ZM216 108V109H215ZM0 109H1V111H0V114L2 113H5L6 112V114H4L5 116L7 115V117L9 118V120L7 121V122H1V120H0V124L1 125H3V124H8V123H10V121H11V114H9L10 112L9 111H6V110H4L3 108H1L0 107ZM89 109H90V111H89ZM104 109V110H103ZM108 109V110H107ZM115 109V110H114ZM121 109V108H120ZM130 109V110H129ZM148 109V110H147ZM156 111H155V110ZM158 109V110H157ZM159 109L161 110V111H159ZM228 111H227V110ZM235 109V110H234ZM240 109V110H239ZM61 110V111H62ZM81 110V111H80ZM94 110H95V112H94ZM98 110H100V112H102L101 114H100V112L98 113ZM102 110V111H101ZM124 110V111H123ZM149 110H153V111H149ZM222 110H224V111H222ZM230 110V111H229ZM233 112H232V111ZM73 111H74V113H77L78 112V114H77V116H79V117H77L76 116V114H74L73 113ZM76 111V112H75ZM91 111H93V113H91ZM96 111H97V115L99 114L100 115V117L102 118V117H104V119H106V120H104L103 118H102V120H103V125L101 126V123H100V121H99V125L101 126H99L98 125V119H101L99 116V118L97 119L96 118V116L97 115H95L96 114ZM106 111V112H105ZM107 111H108V113L110 112V111H112V112H110V114H108L107 115ZM119 111V112H118ZM120 111H123V112H120ZM128 113V114H130V113H132V114H130V115H128L127 114V116H126V112ZM134 111H135V113H134ZM137 111V112H136ZM143 111V112H142ZM155 111V112H154ZM158 111H159V113H158ZM164 111V112H163ZM186 111V112H185ZM216 111V112H215ZM238 111V112H237ZM90 113V114H94V116L95 117H92V115H90V114H88V113ZM107 115H104V113ZM125 112V113H124ZM142 113V114H145V115H140L139 113ZM146 112V113H145ZM150 112H151V115H154V116H150ZM218 112H219V116L222 114V117H215L216 115L215 114H217V116H218ZM226 114H228L229 116H231L232 118H231V120L232 119H234V120H230L229 118L230 117H227L228 115H226ZM228 112V113H227ZM237 114H236V113ZM79 113H80V115L81 116H84L86 113V117L84 116V117H80V115H79ZM112 113V114H111ZM122 113V114H121ZM153 113V114H152ZM155 113V114H154ZM156 113H158V114H160V113H162L163 114V116L162 117H160L162 114H160V115H158V114H156ZM165 113V114H164ZM232 115H231V114ZM239 113H241V115L239 114ZM263 115H262V114ZM84 114V115H83ZM124 114H125V116H124ZM135 114H136V116H135ZM149 115V117H148V115ZM239 114V115H238ZM247 114V115H246ZM114 115V116H113ZM133 116V117H130V116ZM140 115V116H139ZM158 115V116H157ZM224 115V116H223ZM248 115H250V116H248ZM10 116V117H9ZM74 116V117H73ZM108 116H109V119H108ZM129 116V117H128ZM156 116L158 117V118H156ZM226 116V117H225ZM236 116H239L240 117V119H239V117L237 118ZM258 116V117H257ZM74 119H73V118ZM77 119H76V118ZM90 117V118H89ZM92 117V118H91ZM105 117H107V118H105ZM152 117H153V119H152ZM178 117V118H177ZM223 117H225V118H223ZM233 117H235V118H233ZM257 117V118H256ZM72 118V119H71ZM78 118L79 119H82V121L81 120H78ZM84 118H85V120H84ZM217 118V119H216ZM219 118V119H218ZM221 118H223L222 119V121H220L221 120ZM226 118H228V119H226ZM86 119H90L89 120V122L88 121H86ZM93 119V120H92ZM94 119H95V121H94ZM215 119H216V121H215ZM226 119V120H225ZM73 120L75 121L76 120V122H73ZM84 120V121H83ZM107 120H109V121H107ZM203 122V121H206V122H203V123H201V121ZM219 120V121H218ZM227 120H230L231 121V123H229L230 121H227ZM236 120L238 121V122H240V124H242V125H240V124H238L237 122H236ZM259 120V121H258ZM79 121L81 122V123H79ZM112 122L111 124L109 123V122ZM227 122V125H226V127H225V125H223L224 124V122ZM247 121V122H246ZM26 122V120L24 121V124H26L25 123ZM82 122L84 123V122H86V123H84V124H82ZM108 123L109 124V127L108 126H106L107 124L106 123ZM216 122V123H215ZM217 122H219L218 124H217ZM236 122V123H235ZM256 122V123H255ZM72 123V124H71ZM74 123V124H73ZM89 123V124H88ZM93 123V124H92ZM96 125H95V124ZM198 123H199V127H198ZM229 123V124H228ZM232 123H233V125H232ZM254 123V124H253ZM263 123V124H262ZM79 124V125H78ZM138 124V125H137ZM201 124H204L203 126H201L200 127V125ZM207 125V127H206V125ZM214 124V125H213ZM215 124H217L218 125V128H217V125L215 126ZM220 124H222L223 125V127H221V125ZM226 124V123H225ZM250 124V125H249ZM259 124H260V126H261V124H262V126H261V128L259 127ZM72 125V126H71ZM77 126L76 128H75V126ZM84 125V126H83ZM85 125H88L87 127L85 126ZM94 127H93V126ZM110 125H111V128L113 129V131L115 130L116 132H113L112 131V129L110 128ZM124 125V126H123ZM209 125V126H208ZM214 127H213V126ZM220 125V126H219ZM234 126V127H237V128H235L234 129V127H232V126ZM239 125V126H238ZM253 125H255L256 127H257V125H258V127L256 128L255 126H253ZM73 126H74V128H73ZM79 126L81 127L82 126V128L80 129L79 128ZM89 126H91V128H94V129H96V130H94V129H91ZM96 126H99V127H97L98 128V130H97V128H96ZM104 126H106V127H104ZM228 126V127H227ZM70 127V128H69ZM84 127H86L85 129H84ZM89 127V128H88ZM210 127H211V130H210ZM219 127H221V128H219ZM249 127H250V129H249ZM253 128V131H252V128ZM109 128V130H105V129H108ZM198 128H199V131H198ZM202 128V129H201ZM205 130H204V129ZM206 128H207V131H206ZM208 128H209V130L212 132L213 130V132L210 134V131L208 130ZM215 128V129H214ZM240 128V129H239ZM254 128H256V129H254ZM69 129H71V134H70V132H69ZM75 131V133H72V132H74L73 130ZM80 131H79V130ZM88 129H90V130H88ZM217 129V130H216ZM258 129H260V130H258ZM68 130V131H67ZM76 130H78L79 132H85V131H93V132H95V133H92V132H86L87 134H85V133H79L78 131H76ZM83 130H85V131H83ZM100 130V131H99ZM203 130L204 131H206V132H204L205 133V136H204V133L201 135V133L203 132ZM247 130H250V132L248 131L247 132ZM254 130H256V131H254ZM1 132H2V129L0 130ZM68 133H67V132ZM107 131V132H106ZM108 131H110V132H108ZM125 131V132H124ZM200 131H202V132H200ZM258 131H259V133H258ZM1 132H0V134H1ZM197 132H198V134H197ZM241 132V133H240ZM244 132H246L245 134H244ZM253 132H257L256 134L255 133H252ZM77 133V134H76ZM78 133H79V135H81L80 137H82L83 136V138H81L80 139V137H79V135H78ZM88 133L89 134H91V135H89L88 136ZM97 133V134H96ZM234 133V134H233ZM263 134V135H258V134ZM72 136H70V135ZM73 134V135H72ZM92 134H94L93 136H92ZM213 134V135H212ZM214 134H216L215 135V137H214ZM250 134V135H249ZM251 134H252V136H251ZM67 137H70V138H67ZM69 135V136H68ZM76 135V136H75ZM78 135V136H77ZM96 135V136H95ZM98 135V136H97ZM200 135V136H199ZM207 135H211V136H207ZM245 135H246V137H245ZM258 136V138H257V136ZM12 136H13V138H12ZM10 138H11V140L9 141V139L10 138H8V139H6L7 141H6V143H4V145H3V147H1L0 146V162H2V163H0V166L2 165L3 166V164H5L3 167L4 168H6V169H4L2 166L0 167L1 169H4V173H6V174H4L3 173V170H1L0 169V174H3V175H0L1 176V180H0V183H3L4 182V180L8 177L7 175H11V176H9L8 177V179H7V181H9L10 183L12 182V186L10 187L9 186V182H7V181H5V183H6V185H5V187H4V185L3 184H0V186L2 185V187H4V188H8L9 187V192L8 193H6V190L7 189H1V190H3V191H1L0 190V192L2 193H0V197L1 196H3V198L6 200L7 198L5 197L6 195H7V197H8V200H9V202H10V200L13 202V204L11 203V204H9V202H8V200H6L5 202H4V199L1 197L0 198V201H3V202H0L1 204H0V206H5L6 207V209H5V207L3 208V207H1L0 208V210H3L2 212L0 211V222L2 223H0V230H2V232L4 231V234H5V236H7L10 240L12 239V241H13V239L15 238V240H14V242L16 243V245L18 246V251H17V254H15L16 256L14 257L15 259V264L17 263V261L19 262V263H17V264H29V262L31 263V264H33V263H35V264H37L36 262H38V264H40L41 262H42V264H45L47 261L49 262H47L48 264H63L66 260V262L64 263V264H74L75 262H76V264H82V262H81V258H79L78 256H77V254H76V247H77V245L75 246V249H73V245H70V237H71V231H70V229H69V225H68V223L66 222V220H64V218L63 217H59L60 219H58L57 220V218H55V213H54V210H53V204H52V202L50 201V199H49V197H48V195L46 194V192H45V189H44V187H43V184H42V182H41V180H40V174H39V167H38V163H37V153H36V150L34 149L35 148V144L34 143H32L31 141L29 142H27V144H26V141L27 140H24L22 143H17L16 142V139H15V134L14 135H12ZM254 136H255V138H254ZM262 136V137H261ZM66 137V138H65ZM74 137H76V140L74 139ZM87 137H89L90 139H91V137H93V139L100 145V141H101V145L104 147V148H101V145L99 146L98 144L96 145V143H94V141L92 142L89 138L87 139ZM94 137H96V139L94 138ZM199 139V140H197V138ZM203 137V138H202ZM207 137H210V138H213L212 139V143H211V139H210V141H209V143L211 144V149H210V147H209V143H208V139L209 138H207ZM247 137H249V138H247ZM73 138V139H72ZM97 138H98V140L99 141H97ZM241 138V139H240ZM246 140H245V139ZM252 140H251V139ZM258 140H257V139ZM68 139V140H67ZM87 140V141H85V140ZM202 139H203V141H202ZM205 139V140H204ZM207 139V140H206ZM215 139H216V141H215ZM244 139V140H243ZM249 139H250V141H249ZM253 139L255 140V143H254V141H253ZM69 140H71L70 142H68ZM74 140V141H73ZM79 140V141H78ZM81 140V141H80ZM84 140V141H83ZM196 140V141H195ZM236 140V141H235ZM239 140V141H238ZM241 140V141H240ZM13 142V146H9V143L10 142ZM75 141H76V144H75ZM199 141V143L198 144H196V142H198ZM209 144H207L206 142ZM238 141V142H237ZM246 141L247 142H249V143H247L246 144ZM251 141L253 142V143H251ZM257 141V142H256ZM0 142H1V137H0ZM5 142V141H4ZM9 142V143H8ZM83 142V144H80V143H82ZM85 142H88L89 144H88V147H87V144H84ZM91 142H92V144H91ZM103 142V143H102ZM201 142H203V143H205L206 145H208V146H204V144L202 143V145L200 144ZM217 142V143H216ZM235 142H237V143H239V145L237 144V143H235ZM242 142L245 144H243L242 145ZM260 143V146L257 144V143ZM30 145H32V146H30ZM94 143V144H93ZM216 143V144H215ZM6 144V145H5ZM20 144H22L21 146H19ZM29 145L28 147L26 146L25 147V145ZM74 144H75V146H74ZM79 144V145H78ZM214 144V145H213ZM235 144H237V146H238V148L235 146ZM254 144V145H253ZM256 144V145H255ZM262 144V145H261ZM18 145V146H17ZM84 145H86L85 147H83ZM92 145L94 146V148L96 147V149H93L92 148ZM96 145V146H95ZM218 145V146H217ZM234 145V146H233ZM241 145V146H240ZM260 147H258V146ZM77 146H78V148H77ZM91 146V147H90ZM240 146V147H239ZM6 147V148H5ZM13 149H12V148ZM29 147L32 149H30L31 150V152L33 153H30V152H27V150H26V148H28L29 149ZM84 149H83V148ZM100 147V148H99ZM203 147V148H202ZM234 147H236L235 149H234ZM246 147H248V148H246ZM251 147H253V149H254V152L255 151H257V152H255L256 154L254 155V152H252V150L253 149H251ZM255 147V148H254ZM263 147V148H262ZM8 148H9V150H10V152L9 151H7L8 150ZM16 148V151H13L14 149ZM19 148V149H18ZM21 148H23V149H21ZM76 148V149H75ZM79 148H82V149H79ZM204 148H206L207 150H208V148L210 149V151L208 150V152L207 153H205L206 151H204L205 149ZM242 150H241V149ZM246 148V149H245ZM259 150H258V149ZM5 149H7L6 151H5ZM26 150V152H23V150ZM103 149V150H102ZM238 149V150H237ZM247 149H248V152H246L247 151ZM256 149V150H255ZM261 149H262V154H261ZM24 150V151H25ZM29 150V151H30ZM60 150H61V147H60V149H59V151L57 152L58 154H57V156H58V159H61V158H63V156L60 154L61 152H60ZM74 150H76L75 152H74ZM79 152H78V151ZM81 150V151H80ZM215 150V151H214ZM216 150H218V151H216ZM237 150V151H236ZM12 151V152H11ZM241 151H243V152H241ZM6 152H9V153H6ZM18 153L19 155H17V154H15V153ZM20 152H22L23 154H25V155H27V156H23V158H22V156L20 157V154H22V153H20ZM213 152V153H212ZM232 152V153H231ZM239 152V153H238ZM252 152V153H251ZM10 153H11V156H10ZM14 153V154H13ZM26 153H29V154H26ZM210 153V154H209ZM216 153H218V154H216ZM220 153V154H219ZM234 153V154H233ZM244 153H246L247 154V156L245 157V155L246 154H244ZM3 154V155H2ZM8 154H9V157H7L8 156ZM34 156V154H35V156L33 157L32 155ZM202 154V155H201ZM205 154H209L210 156H211V154H212V156H211V158L209 157V156H207V159H206V157H205ZM217 156H216V155ZM228 154V155H227ZM230 154V155H229ZM232 154V155H231ZM242 154V155H241ZM251 154H253L252 156H251ZM258 154V155H257ZM5 155H7V156H5ZM221 155V156H220ZM223 155V156H222ZM233 155H235V156H237V157H234ZM3 156H4V158H3ZM19 156V158L21 159V160H27V161H25V162H21V161H19L20 159L19 158H15V157H18ZM32 156V157H31ZM193 156V157H192ZM194 156H196V158H194ZM214 156H216V157H218L221 161H222V159H223V161L225 162H221L219 159H217L216 157L214 158ZM220 156V157H219ZM227 156H229L230 158H233L232 159V162H231V159H229V157H227ZM233 156V157H232ZM241 156H244V157H241ZM253 156H255V157H253ZM1 157H2V159H1ZM14 158V159H11V158ZM24 157H26V158H24ZM30 157V159H28ZM181 157H182V159H181ZM213 157V158H212ZM221 157H223V158H221ZM241 157V158H240ZM250 157V158H249ZM254 158V159H252V158ZM258 157L260 158V160L258 159ZM7 158H10V159H7ZM36 158V159H35ZM74 158V159H75ZM194 158V159H193ZM203 158L205 159V160H203ZM227 160H226V159ZM237 158H239V160L237 159ZM244 158H246V159H244ZM249 158V159H248ZM263 158V159H262ZM31 159H32V161H31ZM34 159V160H33ZM57 159V160H58ZM186 159V160H185ZM202 159V160H201ZM243 159V160H242ZM256 159V160H255ZM12 160L14 161L13 163H12ZM73 160V161H72ZM208 162H207V161ZM210 160V161H209ZM216 162H215V161ZM230 160V161H229ZM241 160V161H240ZM258 160V161H257ZM261 160H263V161H261ZM7 162V163H5V162ZM16 161V162H15ZM29 161H31V162H29ZM201 161V162H200ZM202 161H203V163L204 162H206V164L204 163V164H202ZM9 162V163H8ZM18 162V163H17ZM19 162L22 164L23 163V165H21V164H19ZM26 162H28V163H26ZM71 162V163H70ZM218 162V163H217ZM229 162V163H228ZM259 162V163H258ZM25 163H26V165H25ZM33 163H35V164H33ZM220 163V164H219ZM226 163H228V164H226ZM231 163V167H229V166H225V165H229ZM7 164H8V169H7ZM9 164H11V165H15V167H16V165H17V170L19 169V170H21V171H17V172H19V174L16 172V168H14V166H13V168H12V166L11 165H9ZM29 164V165H28ZM198 164V165H197ZM199 164L202 166H199ZM18 165H19V167H18ZM20 165H21V169H20ZM32 165V166H31ZM197 165V166H196ZM25 167L26 166V168H27V171H26V168H24V170L26 171H24L23 170V167ZM30 166V167H29ZM12 169H11V168ZM37 167V168H36ZM72 167V168H71ZM224 167H225V169H224ZM234 167V168H233ZM10 168V169H9ZM28 169H29V171H28ZM37 169V170H36ZM218 169H219V171H218ZM222 169H224V170H222ZM11 170H15V171H12V173H13V175L11 174ZM35 172H34V171ZM69 170V171H68ZM221 170L222 171H224L223 172V174H222V172H221ZM238 170V171H237ZM6 171V172H5ZM10 171V172H9ZM31 171V172H30ZM208 171V172H207ZM234 171V172H233ZM14 172H16V173H14ZM24 172V175L23 174H21V173H23ZM36 172H37V174H36ZM211 172V173H210ZM10 173V174H9ZM34 173V174H33ZM98 173V174H97ZM223 175V176H226V177H223L221 174ZM224 173H226V175L224 174ZM237 173V174H236ZM15 174H16V176H17V178H15ZM63 174H65V175H63ZM204 174V175H203ZM208 174V175H207ZM228 174V175H227ZM234 174V175H233ZM23 175V176H22ZM38 175V176H37ZM98 177H97V176ZM114 175H116V176H114ZM118 175V176H117ZM217 175H220L219 177L217 176ZM236 175V176H235ZM5 177L6 176V178H3V177ZM213 176H216V177H213ZM12 177H13V179H12ZM95 177V178H94ZM97 177V178H96ZM207 177L209 178V179H207ZM212 179H211V178ZM222 177V178H221ZM94 178V179H93ZM213 178H214V181H212L213 180ZM217 178V179H216ZM211 179V180H210ZM221 179V180H220ZM21 180V181H20ZM95 180H96V182H97V184H96V182H95ZM102 180V181H101ZM116 180V181H115ZM216 180V181H215ZM2 181V182H1ZM18 183L17 184V186H16V183ZM92 181H94V183L92 184ZM99 181L100 182H102V183H99ZM197 181V182H196ZM211 181V182H210ZM116 182H118V183H116ZM120 182V183H119ZM136 182V183H135ZM212 182H215V183H212ZM9 183V184H8ZM20 183V184H19ZM121 183H122V185H121ZM128 183V184H127ZM22 184V186H20L21 188H23V189H21L20 187H19V185H21ZM41 185V187H40V185ZM210 184H212V185H210ZM216 184V185H215ZM11 185V184H10ZM94 185H97V186H94ZM122 187H121V186ZM128 185V187H126V186ZM208 185V186H207ZM8 186V187H7ZM14 186H16V187H14ZM25 186V187H24ZM91 187L93 190H90L88 187ZM126 188H125V187ZM132 186V187H131ZM210 186V187H209ZM94 187V188H93ZM124 187V188H123ZM213 189H212V188ZM11 188H14L13 190H11V191H13V194H12V192H10V189ZM41 188H42V190H41ZM123 188V189H122ZM128 188V189H127ZM129 188H130V191H129V194H128V190H129ZM15 189H17V190H15ZM25 189H26V191H25ZM90 190V192L89 191H87V190ZM94 189H95V191H94ZM126 190V191H122V190ZM135 189V193H137L138 195H139V197H141L142 198V200H143V198H144V200H148V202H153L154 203V201H155V203L154 204H156L157 206H156V212H157V209H159V211L161 210V209H163V210H161L160 211V213L162 212H164L162 215H163V223H166V221H168V218H169V224H171V228L170 227H168V228H170V229H168V228H166V230H165V228H163L162 226H164V224H161V226L159 227V228H157L158 230H159V232L160 233H157L158 231L156 230V228L155 229H152V231H153V234L152 233H150V232H152L151 230H149V229H145L146 227H144V226H138V224L137 223H135V221L133 220V214L136 212L134 209H136L137 210V212L139 211V210H141L140 209V207L143 209L144 207V205L147 203V201H145V203L144 202H140V203H137L136 202V200H137V194H135L134 192L133 193H130L131 192V190H134ZM21 190V191H20ZM194 192H193V191ZM213 190V191H212ZM16 191H19V192H16ZM22 191H24V194H23V192ZM36 191V192H35ZM94 191V192H93ZM119 191V192H118ZM196 191V192H195ZM14 192H16V193H14ZM22 192V193H21ZM44 192V193H43ZM126 192H127V194H126ZM141 193V194H139V193ZM3 193H5V194H3ZM21 195H20V194ZM27 193H29L27 196H28V198L30 197L31 199H32V201L34 200V198H35V202H36V200L37 201H39V196H40V201L37 203H34V201H33V203H32V201H30L31 199H27L26 197V195L25 194H27ZM41 193H42V195H44L45 196V198L43 199V197H42V195H41ZM89 193H90V195H89ZM93 193H95V195L93 194ZM125 193V194H124ZM186 193V194H185ZM201 193V194H200ZM214 193V194H213ZM8 194H11V195H8ZM14 194H16V195H19L18 197H23L24 199H25V201H24V199L22 198V200H21V202H20V204L21 203H24V202H26V204H27V206L26 205H24V204H22L21 206H22V208H21V206H20V204H19V206H20V209H19V206L16 208V206L18 205H16V202L17 203H19L18 202V200H19V198H16L17 196L16 195H14ZM24 196H23V195ZM92 194H93V196H96V197H94V199H95V202L96 203H98V205L97 206H99L100 208H102L101 210L100 209H98L99 207H97L96 206V203L94 202V199H93V196H92ZM132 196H131V195ZM150 194V196H147V195H149ZM155 195V197H153L152 195ZM5 195V196H4ZM30 195H34V196H30ZM38 195V196H37ZM89 195V196H88ZM127 195V196H126ZM130 195V196H129ZM177 196L178 197V199H174V196ZM196 195V196H195ZM12 196H13V198H12ZM15 196V197H14ZM92 196V197H91ZM145 196V197H144ZM148 198H151V200L150 199H148ZM205 196V197H204ZM41 197H42V199H41ZM89 197V198H88ZM125 197H126V199H125ZM203 197V198H202ZM11 198V199H10ZM14 198H16L17 199V201L14 199ZM119 198V199H118ZM127 198H128V200H129V203L127 202L128 200H127ZM134 198H135V200H134ZM145 198H147V199H145ZM208 198V199H207ZM3 199V200H2ZM91 199H92V201L94 202H91ZM99 199V200H98ZM125 199V200H124ZM131 199H133V200H131ZM154 199H156V200H154ZM191 199V200H190ZM197 199H199V200H196ZM203 199H204V204H202L203 203ZM27 200V201H26ZM29 200V201H28ZM42 200H43V202H42ZM98 202H97V201ZM101 200V201H100ZM143 200V201H144ZM154 200V201H153ZM160 200V201H159ZM193 200H195V201H193ZM201 200H202V202H201ZM206 200V201H205ZM208 200V201H207ZM20 201V200H19ZM22 201H24V202H22ZM103 201V202H102ZM126 201V202H125ZM131 201V202H130ZM134 203H133V202ZM190 201H192V202H190ZM198 201H199V203H198ZM215 201V202H214ZM15 202V203H14ZM99 202H100V204H99ZM124 202H125V207H124ZM159 202V203H158ZM161 202V203H160ZM166 202V203H165ZM194 202H196V204L197 205H195V203ZM201 202V203H200ZM207 202V203H206ZM7 204V205H4V204ZM28 203H31V204H28ZM41 205H40V204ZM103 203V204H102ZM126 203H128L129 205H127ZM130 203H133L132 205L133 206H131L130 205ZM158 203V204H157ZM164 203V204H163ZM187 203H189V205L187 204ZM190 203H191V207H188V206H190ZM214 203H218V204H214ZM15 204V205H14ZM34 204V206H32ZM137 204V205H136ZM139 204H142V205H140L139 206ZM164 205L165 206V208H161V207H164V206H160V205ZM166 204V205H165ZM9 205V206H8ZM28 205H31V206H28ZM127 205V206H126ZM187 205V206H186ZM216 205V206H215ZM10 206H11V209H10ZM12 206H13V208H14V210L12 209ZM29 207V208H26V207ZM39 206H41V207H39ZM105 206V207H104ZM129 206H131L130 208H129ZM135 206V207H134ZM158 206H159V208H158ZM192 206H193V208H192ZM196 206H197V208L198 209H195L196 208ZM199 206L202 208V209H200L199 208ZM31 207V208H30ZM37 207V208H36ZM38 207H39V209H38ZM122 207H123V210H122ZM187 207V208H186ZM220 208V210H218V209H216V208ZM18 209V210H22L21 212L20 211H18V210H16V209ZM97 208V209H96ZM104 208H105V210H104ZM128 208V209H127ZM134 208V209H133ZM139 210H138V209ZM161 208V209H160ZM168 208V209H167ZM192 210H194V211H192ZM215 208V210H213ZM24 209H26V210H24ZM28 209V210H27ZM29 209H30V211L33 209V210H36V211H31V215H30V211H29ZM38 209V210H37ZM124 209L125 210H127V211H124ZM130 209V210H129ZM166 211H165V210ZM176 209V210H175ZM188 209H190V211L188 210ZM7 210V211H6ZM96 210H99V211H96ZM131 210L132 211H135V212H132V213H129V212H131ZM168 210V211H167ZM196 210H202V212H200L199 211V213H197L196 212ZM218 210V211H217ZM11 212V213H8V212ZM13 211V212H12ZM18 213H17V212ZM27 211H29L28 213H27ZM104 213L105 212V214H103L102 212ZM124 211V212H123ZM129 211V212H128ZM153 211H155V210H153V208H152V212H151V214L150 215H153V214H155V212H153ZM159 211H158V213H159ZM181 211H183L184 212V214H181L182 212ZM3 212H5V213H8V214H10V216L11 215H13L12 217H10L9 216V218H7V216L8 215H6L5 213H3ZM20 212V213H19ZM26 212V213H25ZM33 212H37L36 213V215L34 216V214L35 213H33ZM123 212V213H122ZM126 212V215L124 214ZM166 212H169V213H166ZM173 212H174V214H173ZM177 212H181V213H179L180 215H182V216H180L179 214L178 215H176L177 214ZM187 212H189V213H187ZM213 212V213H212ZM2 213V214H1ZM12 213H14V214H12ZM98 213H99V215H98ZM130 215H129V214ZM194 214L193 216H191V214ZM201 213V214H200ZM3 214H5L6 215V217L3 215ZM19 214V215H18ZM20 214H23V215H20ZM29 214V215H28ZM188 214V216L190 217H192L193 218V220L191 219V218H189V217H187L186 215ZM197 214H199L198 216H197ZM214 214H216V215H214ZM1 215H2V219H1ZM19 217H18V216ZM38 215V216H37ZM101 215V216H100ZM105 217H104V216ZM123 215H125V216H128L129 218H127L128 220H126V218L123 216ZM166 215V216H165ZM167 215H169V217L167 216ZM203 216V218H202V216ZM212 215V216H211ZM16 216H17V218H18V220H15V219H17L16 218ZM22 216H27V217H30L31 216V218H27V217H25V219H24V217H22ZM32 216H33V218H32ZM125 218V221H124V218ZM165 216V217H164ZM176 216H179L178 218L176 217ZM183 216H186L187 217V219H189V220H187L185 217H183ZM199 217L200 218V220H197L196 222H197V224H195L196 222H195V220L196 219H194V218H196V217ZM201 216V217H200ZM210 216V217H209ZM4 217V218H3ZM36 217H37V219H36ZM104 219H103V218ZM121 217V218H120ZM132 217V218H131ZM168 217V218H167ZM177 218V219H173V218ZM204 217H205V219H204ZM212 217V218H211ZM213 217H214V219H213ZM8 220H13L12 221V224L15 222L16 224H17V228H16V225H15V223L12 225L11 224V221H8ZM15 218V219H14ZM19 218H23V219H20L19 220ZM63 218V219H62ZM130 218H131V220H130ZM179 218H180V220H181V222L182 221H184V224H183V222L181 223H179L178 225H176L177 224V222H176V220L177 221H179ZM181 218H183V219H186V220H183V219H181ZM202 218V219H201ZM4 219V220H3ZM27 219H32V220H27ZM119 219V220H118ZM122 219V220H121ZM166 219V220H165ZM172 219L174 220V221H172ZM192 220V225L190 224V221ZM213 219V220H212ZM5 221L4 223H3V221ZM33 220H38L37 222L36 221H33ZM63 220V221H62ZM102 220H104V221H102ZM121 220V221H120ZM129 220H130V223H129ZM203 220V221H202ZM8 221V222H7ZM24 222V224H25V226H24V224H22L23 222ZM30 221V222H29ZM62 221V223L61 224H58V223H60ZM124 222V225L122 226V224H123V222ZM128 221V222H127ZM134 221V222H133ZM186 221L188 222L189 221V223H187L186 225H185V223H186ZM200 223H199V222ZM202 221V222H201ZM20 222H21V224H20ZM33 222V223H32ZM35 222H36V224L38 225H36L35 224ZM66 222V223H65ZM126 222V223H125ZM131 222H132V224H131ZM175 222V223H174ZM194 222V223H193ZM5 223H7V225L5 224ZM27 223L28 224H30V225H27ZM128 223H129V227L127 228V226H128ZM135 223V224H134ZM174 223V224H173ZM5 224V225H4ZM33 224H35V225H33ZM64 224H66L65 226H64ZM130 224H131V226H130ZM182 224H183V227H182ZM190 224V225H189ZM4 225V226H3ZM11 225V226H10ZM50 225V226H49ZM55 225H57V227L55 226ZM60 225H63V226H60ZM133 225V226H132ZM176 225V226H175ZM187 227H185V226ZM193 225H195V226H197V229H196V227L195 226H193ZM199 225H201V226H199ZM7 226V227H6ZM24 226V227H23ZM30 226V227H29ZM35 226V227H34ZM53 226H55V228H53ZM58 226L59 227H61V228H58ZM120 226V227H119ZM126 227L125 229H126V231H124V228H122V227ZM141 227L142 228V233H141V228H138V229H140V230H138L137 231V228L136 227ZM188 226H190L189 228H188ZM191 226H192V228H195L196 230V232H197V234H196V232L194 233L193 231H194V229H192L191 228ZM4 227L7 229L8 227V229L6 230V232L7 233H5V230H3L4 229ZM11 227H12V229H11ZM14 227V228H13ZM22 227V228H24L23 230L22 229H20V228ZM32 228L33 227V229L31 230H29V229H26V228ZM47 227V228H46ZM50 227H51V229H50ZM67 227V228H66ZM144 227V228H143ZM174 227V228H173ZM176 227H178V229H176ZM182 227V228H181ZM199 227V228H198ZM41 228V229H40ZM50 230H49V229ZM53 228V229H52ZM59 230H58V229ZM130 228H134V230H131ZM162 228V229H161ZM173 228V229H172ZM9 229H10V231H9ZM37 229V230H36ZM44 229L46 230V231H44ZM54 229H57L58 230V232H57V230H55V233H54ZM181 231H180V230ZM188 229V230H187ZM192 231H191V230ZM201 229V231H199ZM203 229V230H202ZM12 230V231H11ZM17 230H19V232H17ZM24 230H27V232L28 231H30V233L28 232H26V231H24ZM39 230H40V233L42 234V233H44V235L47 237V235L49 234V236H48V238H46V237H44V235L42 234L41 235V239H40V236L38 237V235H40L39 234ZM53 232H52V231ZM63 232H62V231ZM128 230H129V232H130V230L131 231H133V233L132 232H130V233H128ZM135 230H136V232L137 233H135ZM144 230H145V232H144ZM156 230V231H155ZM161 230H163V232L161 231ZM166 232H165V231ZM168 230H169V232L171 231V232H173V231H175V232H173V233H170V234H172V236H170V234H169V232H168ZM185 230H187V231H185ZM189 230H190V232H192L191 233V235H190V232H189ZM31 231H35L34 233L32 232L31 233ZM37 231H38V233H37ZM43 231V232H42ZM52 232V233H49V232ZM180 231V232H179ZM9 232V233H8ZM17 232V233H16ZM26 233L25 235L23 234V233ZM45 232H47V233H45ZM63 234H62V233ZM182 232L185 234H182ZM187 234H189L188 235V237L186 236V233ZM201 232V233H200ZM22 233V234H21ZM37 234V236H36V234ZM58 235H57V234ZM61 233V234H60ZM106 233H108L107 235H106ZM124 233V234H123ZM139 233V234H138ZM149 233H150V235H149ZM154 233H157L156 235L157 236H155V234ZM180 233V234H179ZM194 233V234H193ZM13 234H15V235H13ZM17 234V235H16ZM22 236H21V235ZM56 234V235H55ZM148 234V235H147ZM161 234V235H160ZM164 234H166L167 236H168V238L166 237V235H164ZM173 234H175V235H173ZM183 236H182V235ZM13 235V236H12ZM18 235H19V237H18ZM24 235V236H23ZM29 235V236H28ZM35 235V236H34ZM51 235V236H50ZM54 237H53V236ZM60 235H63L62 237L60 236ZM64 235H66V236H64ZM108 235H110V236H108ZM127 235V236H126ZM147 235V236H146ZM153 235H154V239H152V237H153ZM179 235H180V237H179ZM195 235H197L198 236V238L199 237H202V238H199V239H194V237H195ZM10 236H11V238H10ZM27 236V237H26ZM33 238H32V237ZM43 236V237H42ZM108 238H107V237ZM143 236V237H142ZM149 236V237H148ZM158 236H162L161 237V239H160V237L159 238H156V237H158ZM177 238V239H179L178 240V242H179V245H178V242H177V239L175 238V237ZM179 238H178V237ZM191 236V237H190ZM196 236V237H197ZM29 237V238H28ZM37 237V238H36ZM49 237H50V239H52L51 241H50V239H49ZM61 240V241H58V238ZM65 237V238H64ZM109 237L110 238H112V240L111 239H109ZM130 237V238H129ZM131 237H133V239L131 238ZM140 238V239H142V238H144V240L142 239V240H140V239H138V238ZM170 237V238H169ZM175 239H174V238ZM183 237V238H182ZM16 238H18V239H16ZM25 238V239H24ZM44 238H46V239H44ZM54 238H55V240L56 241H58V242H56V244L54 243L55 242V240H54ZM68 238V239H67ZM102 238V239H101ZM146 238H151V239H146ZM166 238V241L164 240ZM172 238V239H171ZM185 238L186 239H188V240H185ZM191 238V239H190ZM27 239H29V240H27ZM33 239V240H32ZM48 239V240H47ZM67 239V240H66ZM107 239V240H106ZM138 239V240H137ZM158 240V242H157V240ZM183 239V241H181ZM201 239V240H200ZM211 239V240H210ZM19 240V241H18ZM25 242H24V241ZM36 240L38 241V242H36ZM39 240H41V241H39ZM62 240H63V242H62ZM65 240V241H64ZM106 240V244H108L107 246H106V244H104L103 242ZM110 240V241H109ZM130 240H131V242H130ZM147 240V241H146ZM152 240H153V242H152ZM161 240V241H160ZM162 240H163V242H162ZM193 242H192V241ZM195 240V241H194ZM200 241V243H198L199 241ZM23 241V242H22ZM31 241H33V242H31ZM45 241V242H44ZM53 241V242H52ZM67 241V242H66ZM110 242V244H109V242ZM111 241H113V242H111ZM143 241V242H142ZM148 241H150V242H148ZM156 241V242H155ZM160 241V242H159ZM165 241V242H164ZM170 241V242H169ZM191 241V242H190ZM198 241V242H197ZM18 242H20V243H18ZM41 242V247L42 248H40L39 246V244L38 243H40ZM59 242H61V245L59 244ZM108 242V243H107ZM154 242H155V244H154ZM168 242V243H167ZM183 242V244H180V243H182ZM0 243H1V238H0ZM21 243H23V244H21ZM31 245H30V244ZM35 243L38 245H35ZM44 243H46V244H44ZM47 243H48V245H47ZM49 243H51V244H49ZM55 244L56 246H54L53 244ZM63 243V244H62ZM64 243L66 244V245H64ZM103 243V244H102ZM113 243H114V245H113ZM145 243V245H148V246H145V245H143ZM146 243H148V244H146ZM177 243V244H176ZM194 244V245H192L191 246V244ZM213 243V244H212ZM25 244V245H24ZM34 244V245H33ZM185 244V245H184ZM32 245L33 246H35V248H39V249H43L44 248V252L42 251L41 252V250L39 251L38 249H35V248H33L32 247ZM48 246V247H45V246ZM62 245H64V246H62ZM105 245V246H104ZM111 247H110V246ZM125 245V250H124V248H123V246ZM151 245H153V247H151ZM176 245H178L181 249H182V251H181V253L179 254L178 253V251H177V249L176 248H178V246L176 247ZM201 245V246H200ZM25 246V247H24ZM26 246H28V247H26ZM30 246V247H29ZM44 246V247H43ZM49 246L51 247V246H53V247H51V248H49ZM115 246H116V248H115ZM117 246H119V248L117 249ZM144 246V247H143ZM182 246V247H181ZM191 246V247H190ZM194 246V247H193ZM245 246H246V248H245ZM32 247V248H31ZM54 247H57V249L55 248V249H53V252L54 253H52L51 251H52V248H54ZM121 247H122V249H121ZM150 247V248H149ZM174 247H176V248H174ZM186 247V248H185ZM196 247V249H194ZM20 248H22V249H20ZM24 248V249H23ZM30 248L31 250H33L32 252H34V253H31V250L29 249V251H28V249ZM73 250H72V249ZM105 248V249H104ZM147 249V251H146V249ZM183 248H185V249H183ZM189 248H191V249H189ZM192 248H193V251H195L194 253L195 254H193L192 252ZM197 248H199L198 250H197ZM245 248V250L244 251H246V249H247V251L246 252H244L243 251V249ZM20 249V250H19ZM25 249H27L26 251H25ZM45 249H46V252H45ZM51 249V251H49V250ZM143 249H145V250H143ZM188 249V250H187ZM201 249V250H200ZM22 250H23V252L25 253V252H28V253H25V254H27L26 256L24 255V254H22ZM60 250H62V251H60ZM69 252H68V251ZM117 250L119 251V250H121L120 252H117ZM148 250L150 251V252H148ZM183 250H185L184 252H183ZM4 251V248H2V246L0 245V264H5V251ZM48 251V252H47ZM59 252V253H57V252ZM65 251V252H64ZM72 251V252H71ZM123 251V252H122ZM144 251H145V253H144ZM174 251V252H173ZM186 251H188V252H186ZM189 251L191 252V253H189ZM19 252V253H18ZM21 252V253H20ZM36 252H41V253H44V255L43 254H39V255H37L38 253H36ZM51 254H50V253ZM106 252V253H105ZM121 252H122V254H121ZM146 252L147 253H149V256H150V259L148 258V254H146ZM199 252V253H198ZM2 253V254H1ZM4 253V254H3ZM36 253V254H35ZM47 253H48V256H47ZM55 253H57L55 256H54V254ZM61 253H63V254H61ZM68 255L67 257H66V254ZM70 253L74 256V257H76V258H74V257H72L73 259H75L74 261H72L73 259L71 258V256H70ZM75 253V254H74ZM118 253H119V255H118ZM139 253H141V254H139ZM142 253H144V254H142ZM151 253V254H150ZM171 253H172V255H171ZM185 253H187L188 255H186ZM243 253H245L246 255H244ZM20 254V255H19ZM30 255V257H29V255ZM45 254H46V256L48 257V258H46V256H45ZM59 254V255H58ZM61 254V255H60ZM110 254V255H109ZM185 254V255H184ZM199 254V255H198ZM216 254V255H215ZM4 255V256H3ZM23 255V256H22ZM51 255H53V256H51ZM58 255V256H57ZM118 257H117V256ZM121 255V256H120ZM146 255H147V258H145L146 257ZM170 255V256H169ZM189 255H192V256H189ZM196 255V257H194V256ZM202 255V256H201ZM19 256H21V258L22 259H19ZM28 256V257H27ZM34 256V257H33ZM35 256H37V257H42V258H36ZM60 256V257H59ZM65 258H64V257ZM115 256V257H114ZM163 256H164V259H163ZM185 256V257H184ZM245 256H246V258H245ZM16 257H18V258H16ZM24 257H26V258H24ZM44 257V258H43ZM49 257H50V260H49ZM51 257H53L52 259H51ZM56 257V259H54ZM114 257V258H113ZM121 257V258H120ZM144 257V258H143ZM172 257V259L170 260V258ZM174 257V258H173ZM178 257V258H177ZM187 257H191L190 259H188ZM199 257V258H198ZM206 257V258H205ZM243 257L245 258V259H247L246 261H245V259L243 260ZM249 257V258H248ZM29 258V259H28ZM33 258H36V259H33ZM46 258V259H45ZM59 258V259H58ZM113 258V259H112ZM120 258V259H119ZM157 258H158V260H157ZM192 258H193V261L195 260V262H193L192 261ZM203 259V260H201V259ZM23 259H24V261H23ZM26 259V260H25ZM31 259H33V260H31ZM38 259L40 260V261H38ZM63 259H64V261H63ZM70 259V260H69ZM79 261H78V260ZM118 259V260H117ZM143 259H145V260H143ZM149 261H148V260ZM152 259H153V261H152ZM22 262H20V261ZM29 260V261H28ZM37 260V261H36ZM45 260V261H44ZM54 260V261H53ZM55 260H58L57 262H60V263H57ZM61 260V261H60ZM113 260V261H112ZM185 260V261H184ZM197 260H199L200 262H198ZM206 260V263L204 262ZM249 260V261H248ZM28 261V262H27ZM33 263H32V262ZM43 261H44V263H43ZM114 261H115V263H114ZM190 261H191V263H190ZM210 261V262H209ZM55 262V263H54ZM70 262V263H69ZM152 262H155V263H152ZM188 262V263H187ZM193 262V263H192ZM208 262V263H207ZM202 263V264H203ZM210 263V264H211ZM165 264V263H164Z\"/></svg>",
    "mask_w": 264,
    "mask_h": 264
},
{
    "label": "water",
    "instance_id": "water-1",
    "mask_svg": "<svg viewBox=\"0 0 264 264\" xmlns=\"http://www.w3.org/2000/svg\"><path fill=\"white\" fill-rule=\"evenodd\" d=\"M116 7V1L111 0L106 11L97 9L83 15L84 32L73 24L78 36L75 46L79 60L65 58L56 45L51 53L20 66L8 52L6 27L2 28L0 39V107L11 114L10 123L0 124V146L3 147L4 141L14 134L17 143L27 140L35 144L40 180L53 204L55 218L62 216L68 223L70 245L77 243L76 254L82 264H107L99 233L101 230L110 231L112 227L100 223L86 200V186L95 172L111 173L116 170L122 182L133 174L139 190L156 189L160 193L188 184L186 176L169 172L165 163L152 159L140 145L130 146L125 155L117 156L123 140L106 133L102 135V140L108 152L90 151L82 155L74 171L66 177L57 171V152L72 107L61 111L49 92L31 81L38 74L45 81L58 79L67 82L78 78L88 83L97 77L99 70L106 71L102 63L105 59L117 58L121 53L139 46H145L150 54V39L160 31L152 30L144 40L117 43L94 29V23L108 17ZM92 36L96 37V45L88 53L85 46ZM24 118L26 124H23Z\"/></svg>",
    "mask_w": 264,
    "mask_h": 264
},
{
    "label": "bare ground",
    "instance_id": "bare-ground-1",
    "mask_svg": "<svg viewBox=\"0 0 264 264\" xmlns=\"http://www.w3.org/2000/svg\"><path fill=\"white\" fill-rule=\"evenodd\" d=\"M0 1H1V0H0ZM12 1H13V3H12ZM12 1H11V3H12V4L14 5V7L17 9V10H15V9H13V10H15V11H19V14H21L22 12H24V13L26 12V11H23V10H27V11H28V10L30 9V11H31V10L35 7V5H37V4L39 5V3H40L41 0H40V1L37 0L39 3L36 2V0H12ZM42 1H43V0H42ZM64 1H65V0H64ZM67 1H68V0H67ZM67 1H66V2H67ZM83 1H84V0H83ZM83 1H82V3H83ZM86 1H88V0H85V2H86ZM169 1H171V0H169ZM214 1H215V0H214ZM214 1H213V2H214ZM217 1H218V0H217ZM241 1L244 2V0H241ZM254 1H256V0H254ZM5 2H6V1H5ZM8 2H10V1H8ZM44 2H47V1L44 0ZM49 2H51V1H49ZM52 2H53V1H52ZM52 2H51V4H50V3H49V4L52 5ZM56 2H57V0H56ZM58 2L60 3V0H58ZM62 2H63V1H62ZM71 2H72V1H71ZM75 2H76V1H75ZM78 2H79V1H78ZM78 2H77V3H78ZM96 2H97V1H96ZM104 2H105V1H104ZM175 2H176V1H175ZM181 2H182V1H181ZM213 2H212V0H211L210 3H213ZM259 2H260V1H259ZM0 3H1V2H0ZM6 3H7V2H6ZM41 3H42V2H41ZM68 3H70V2H68ZM72 3H73V2H72ZM72 3H71V4H72ZM82 3H80V4H82ZM87 3H88V2H87ZM219 3H220V2H219ZM238 3H239V2H238ZM247 3L249 4V1H248ZM262 3H264V0H263ZM2 4H3V2H2ZM2 4H0V5H2ZM12 4H11V5H12ZM47 4H48V3H47ZM47 4H46V5H47ZM75 4H76V3H75ZM75 4H73V6H74ZM182 4H183V3H182ZM214 4H215V3H214ZM214 4H212V5H214ZM242 4H243V3H242ZM242 4H241V7H242ZM3 5H4V4H3ZM6 5H8V4H6ZM9 5H10V4H9ZM11 5H10V6H11ZM41 5H42V4H41ZM50 5H49V6H50ZM62 5H63V4H62ZM62 5H61V7H62ZM65 5H66V4H65ZM65 5H63V7H64ZM76 5H77V4H76ZM83 5H84V3H83ZM87 5H88V4H87ZM172 5H173V3H172ZM177 5H178V2H177ZM192 5H193V4H192ZM220 5H221V4H220ZM243 5H247V4H245V2H244ZM256 5H257V3H256ZM10 6H9V7H10ZM56 6H57V5H56ZM78 6H79V7H83V6H81V5H78ZM175 6H176V5H175ZM181 6H183V5H181ZM214 6H215V5H214ZM222 6H223V5H222ZM239 6H240V4H239ZM251 6H252V5H251ZM0 7H1V6H0ZM3 7L6 8L7 6H3ZM41 7H42V6H41ZM41 7H38V8H41ZM57 7H58V6H57ZM63 7H62V8H63ZM176 7H177V6H176ZM190 7H191V6H190ZM216 7H218V6L216 5ZM10 8H11V7H10ZM10 8H9V9H10ZM12 8H13V7H12ZM12 8H11V9H12ZM36 8H37V7H36ZM36 8H34V9H36ZM44 8H46V6H45ZM44 8H43V9H44ZM54 8H55V6H54ZM66 8H67V7H66ZM88 8H89V7H88ZM92 8H93V7H92ZM243 8H244V6H243ZM247 8H248V6H247ZM256 8H257V7H256ZM261 8H262V7H261ZM1 9H2V8H0V10H1ZM6 9H7V8H6ZM18 9H19V10H18ZM20 9H22V11H20ZM47 9L49 10V7H48ZM51 9H52V8H51ZM51 9H50V10H51ZM57 9H61V8H60V5H59V8H57ZM64 9H65V8H64ZM64 9L61 10V11H64ZM67 9H70V7L67 8ZM73 9H75V6H74ZM83 9H84V8H83ZM219 9H220V8H219ZM219 9H218V11H219ZM239 9H240V7H239ZM245 9H246V7H245ZM245 9H244V10H245ZM7 10H8V9H7ZM36 10L38 11L39 9H36ZM41 10H42V9H41ZM41 10H39V12H40ZM45 10H46V9H45ZM45 10H44L43 12H45ZM52 10H53V9H52ZM65 10H66V9H65ZM71 10H72V7H71ZM101 10H102V9H101ZM216 10H217V8H216ZM222 10H224V9L222 8ZM237 10H238V9H237ZM237 10H236V11H237ZM241 10H242V9H241ZM251 10H252V9H251ZM254 10H255V9H254ZM259 10H260V8H259ZM1 11H2V10H1ZM3 11H4V10H3ZM37 11H36V12H37ZM53 11H54V10H53ZM57 11H58V10H57ZM59 11H60V10H59ZM67 11H68V15H69L70 11H69V10H66L65 12H67ZM72 11H73V10H72ZM72 11H71V12H72ZM75 11H76V10H75ZM77 11H79V10H77ZM77 11H76V12H77ZM81 11H82V9H81ZM147 11H148V10H147ZM214 11H215V10H214ZM238 11H239V10H238ZM245 11H246V10H245ZM245 11H243V12H245ZM257 11H258V10L256 9L255 12H257ZM5 12L7 13L6 10H5ZM5 12H4V14H5ZM8 12H9V11H8ZM48 12H50V11H48ZM73 12H74V11H73ZM159 12H160V11H159ZM216 12H217V11H216ZM223 12H224V11H223ZM225 12H226V11H225ZM225 12H224L223 14H225ZM230 12H231V11H230ZM248 12H249V11H248ZM258 12H259V11H258ZM0 13H1V12H0ZM34 13H35V12H34ZM57 13H58V12H57ZM57 13H56V14H57ZM63 13H64V12H63ZM77 13H78V12H77ZM237 13H238V12H237ZM245 13H246V12H245ZM253 13H254V12H253ZM2 14H3V13H2ZM2 14H1V15H2ZM7 14H8V13H7ZM27 14H28V13H27ZM27 14H26V15H27ZM29 14H31V12H29ZM32 14H33V11H32ZM37 14H38V17H40V16H39V13H37ZM41 14L43 15V13H41ZM46 14H47V12H46ZM46 14H44V15H46ZM73 14H74V13H71V15H72V18H71V19H76L75 17L73 18ZM75 14H76V13H75ZM75 14H74V15H75ZM151 14H152V13H151ZM218 14H220V12L217 13L216 15H218ZM248 14H249V13H248ZM254 14H255V13H254ZM1 15H0V16H1ZM13 15H14V13H13ZM13 15H11V16H13ZM22 15H23V13L21 14V17H20V15H19V17H20L21 20L25 17V16L22 17ZM24 15H25V14H24ZM34 15H35V14H34ZM34 15H33V16H34ZM48 15H49V14H48ZM57 15H59V14H57ZM61 15H62V14H61ZM71 15H69V16H71ZM226 15H227V14H225V16H226ZM239 15H240V14H239ZM241 15H242V14H241ZM244 15H245V14H244ZM246 15H247V14H246ZM2 16H3V15H2ZM5 16H6V14H5ZM7 16H8V15H7ZM16 16H17V15H16ZM29 16H30V15H28V17H29ZM36 16H37V15H36ZM221 16H222V15L220 14V17H221ZM252 16H253V15H252ZM256 16H257V14H256ZM256 16H255V17H256ZM9 17H10V15H9ZM13 17H14V16H13ZM26 17H27V16H26ZM28 17H27V18H28ZM31 17H32V16H30V18H31ZM45 17H47V16H45ZM48 17H50V16H48ZM48 17H47V18H48ZM56 17H57V16H56ZM215 17L218 18L217 16H215ZM242 17L245 18L246 16H245V17L242 16ZM248 17H249V15H248ZM248 17H247V18H248ZM2 18H4V16H3ZM5 18H6V17H5ZM7 18H8V17H7ZM7 18H6V19H7ZM14 18H15V17H14ZM16 18H17V17H16ZM34 18L36 19L35 16H34ZM34 18H32V19H34ZM42 18H43V17H40V20H41ZM52 18H54V19L56 20L55 17H52ZM69 18H70V17H69ZM224 18H225V17H224ZM228 18H229V17L227 16V19H228ZM9 19H11V18H9ZM17 19H19V18H17ZM20 19H19V22H20ZM57 19L59 20V18H57ZM218 19H219V18H218ZM220 19H221V18H220ZM229 19H230V18H229ZM245 19H246V18H245ZM251 19H252V18H251ZM256 19H257V18H256ZM0 20H1V19H0ZM14 20H15V19H14ZM43 20H44V19H43ZM43 20H42V21H43ZM45 20H46V19H45ZM61 20H62V19H60V22H62ZM165 20H166V18H165ZM225 20H226V19H225ZM23 21H25L26 26H27V22L29 21V19H28V21H27V19L25 20V18H24ZM46 21H48V19H47ZM46 21H45V22H46ZM56 21H57V20H56ZM66 21H67V20H66ZM175 21H176V20H175ZM178 21H179V20H178ZM217 21H218V20H217ZM222 21H224L223 18H222ZM227 21H228V20H227ZM252 21H253V19H252ZM11 22H14V21H11ZM15 22H16V20H15ZM15 22H14V23H15ZM29 22H31V20H30ZM29 22H28V23H29ZM32 22H35V21L33 20ZM36 22L39 23L38 20H37ZM52 22L54 23L55 21H53V19H52ZM57 22H59V21H57ZM60 22H59V23H60ZM107 22H110V21H107ZM107 22H105V23H107ZM219 22H221V20H220ZM225 22H226V21H225ZM230 22H231V21H230ZM232 22H233V21H232ZM247 22H248V20H247ZM247 22H246V23H247ZM249 22H250V21H249ZM20 23H22V22H20ZM23 23H24V22H23ZM23 23H22V27H24V26H23ZM43 23H44V22H43ZM43 23H42V25H43ZM59 23H56V24H54L53 26L51 25L52 23H49L52 27H51L50 25H48V23H47V25L50 26V27L52 28V31H53L54 33H53L52 31H49L48 29H50V28H48L47 25L45 24L46 27H47V30H48L49 32H51L52 34H51V33H48V32H47V34H46V32L44 31L45 28H42V29H44V30H43L44 33H43V31H42V32L40 31V32L42 33L41 36L44 35V34L47 35L46 37H43V41H44L43 44H41V41H42V40H40V43H38V41H39V40H38V41H36V43H34V45H33V43L31 42V44H32L31 46L36 47V50H37L38 48H40V49H42V50H47V49L51 50V48H52V47H51L52 44H56V45H58L59 48L62 50V52H63V54H64V56H65L66 58L71 59V60H73V59H76V60H77V58H79V57H78V55L76 56L74 36L71 35L72 33H70V32L66 33L64 29H61V28H60L61 25H60ZM63 23L65 24V21H63ZM63 23H62V24H63ZM171 23H172V22H171ZM212 23H213V22H212ZM221 23H222V22H221ZM252 23H254V22H252ZM10 24H11V23H10ZM17 24H18V23H17ZM30 24H31V23H29V26H30V27H31V25H32L33 27L35 26V25H34L35 23H34V24L32 23L31 25H30ZM64 24H63V25H64ZM78 24H79V23H78ZM78 24H76V25H78ZM108 24L110 25V23H107V25H108ZM111 24H112V22H111ZM218 24H219V23H218ZM225 24H227V23H225ZM247 24H249V23H247ZM13 25H15V24H13ZM13 25H9V27H10V26H13ZM20 25H21V24H20ZM24 25H25V24H24ZM36 25H37V24H36ZM66 25H67V24H66ZM66 25H65V26H66ZM79 25H80V24H79ZM79 25H78V26H79ZM166 25H167V24H166ZM220 25H222V24H220ZM227 25H228V24H227ZM227 25H226V26H227ZM230 25H231V24H230ZM236 25H237V24H236ZM236 25H235V27H236ZM239 25H241V24H238L237 27H236V28H238V30H239V27H238ZM250 25H251V24H250ZM250 25H249V26H250ZM26 26H25V27H26ZM104 26H105V25H104L102 22H101V23H98V24H96V25H94V27H95L96 29H99V30H100V29L102 30ZM111 26L113 27V25H111ZM115 26H116V25H115ZM115 26L112 28V30H115V29H114ZM117 26H118V25H117ZM224 26H225V25H224ZM226 26H225V27H226ZM228 26H229V25H228ZM231 26H232V25H231ZM249 26H248V28H249ZM252 26H253V25H252ZM254 26H255V25H254ZM44 27H45V26H44ZM61 27L63 28V26H61ZM66 27H67V26H66ZM66 27H64V28H66ZM68 27H69V26H68ZM68 27H67V28H68ZM79 27L81 28V26H79ZM118 27H119V26H118ZM124 27H125V25L123 26V28H124ZM162 27H163V26H162ZM169 27H170V26H169ZM219 27H221V26H219ZM219 27H218V28H219ZM233 27H234V26H233ZM233 27H232V28H233ZM235 27H234V29H232V30H235V29H236ZM250 27H251V26H250ZM19 28H20V27H19ZM19 28H18V30H19ZM28 28H29V27H28ZM38 28L40 29V26L37 27V30H39ZM77 28H78V27H77ZM106 28L109 29L108 26H107ZM106 28H105V29H106ZM110 28H111V27H110ZM116 28H117V27H116ZM120 28H121V26H120ZM123 28H122V29H123ZM223 28H224V27H223ZM228 28H229V27H228ZM240 28H241V27H240ZM21 29H22V28H21ZM25 29H27V28H25ZM25 29H24V30H25ZM33 29H34V28H33ZM42 29H41V30H42ZM68 29H69V28H68ZM70 29H71V27H70ZM81 29H82V28H81ZM126 29H127V28H126ZM186 29H187V28H186ZM250 29H251V28H250ZM253 29H254V28H253ZM253 29H252V30H253ZM10 30H11V29H10ZM10 30H9V31H10ZM28 30H29V29H28ZM47 30H46V31H47ZM50 30H51V29H50ZM78 30L80 31V29H78ZM106 30H107V29H106ZM110 30H111V29H110ZM112 30H111V31H112ZM119 30H120V29H119ZM119 30H118V31H119ZM246 30H247V29H246ZM12 31H13V30H12ZM14 31H15V30H14ZM22 31H23V30H22ZM29 31H30V30H29ZM31 31H32V30H31ZM31 31H30V32H31ZM33 31H36V29H34ZM69 31H70V30H69ZM82 31H83V29H82ZM120 31H121V34H122V30H120ZM127 31H128V30H127ZM186 31H187V30H186ZM225 31H226V30H225ZM248 31H249V30H248ZM253 31H254V30H253ZM26 32H28V31H26ZM26 32H25V33H26ZM116 32H117V30H116ZM124 32H125V31H124ZM124 32H123V33H124ZM222 32H223V31H222ZM227 32H228V31H227ZM234 32H235V34H236V32L238 33L239 31H236V30H235ZM246 32H247V31H246ZM250 32H251V31H250ZM18 33H20V32L18 31ZM22 33H24V31H23ZM34 33H36V32H34ZM38 33H39V32H38ZM38 33H36V34L38 35ZM114 33H115V31H114ZM128 33H129V35H131L130 33H132V32H129V31H128ZM128 33H127V34H128ZM133 33H135V32H133ZM137 33H138V32H137ZM186 33H187V32H186ZM231 33H232V32H230V34H231ZM248 33H249V32H248ZM248 33H247V34H248ZM36 34H35V35H36ZM39 34H40V33H39ZM135 34H136V33H135ZM135 34H134V35H135ZM225 34H226V33H225ZM228 34H229V33H228ZM235 34H234V36L237 35V34H236V35H235ZM9 35L12 36V35H14V34H9ZM22 35H23V34H22ZM22 35H21V36H22ZM26 35H27V34H26ZM35 35H31V36H34V37H35ZM45 35H44V36H45ZM123 35H124V34H123ZM123 35H122V36H123ZM125 35H126V34H125ZM132 35H133V34H132ZM134 35H133V37H134ZM136 35H137V34H136ZM249 35H250V34H249ZM14 36H15V35H14ZM18 36H19V34H18ZM21 36H20V37H21ZM38 36L40 37V35H38ZM38 36H37V37H38ZM127 36H128V35H127ZM226 36H227V34H226ZM231 36H232V35H231ZM12 37H13V36H12ZM20 37H19V39H20ZM37 37H36V38H37ZM93 37H94V36H93ZM93 37H92V39H91L90 41H88L87 44H86V48H85V49H86L87 51L89 50V48H91V45L94 43ZM124 37L126 38V36H124ZM124 37H123V38H124ZM128 37H132V36H128ZM244 37H245V36H244ZM14 38H15V37H14ZM17 38H18V37H17ZM17 38H16V40H17ZM23 38H25V37H23ZM23 38H22V39H23ZM28 38H29V37H28ZM28 38L25 39V40L29 41ZM44 38H46V39L44 40ZM202 38H203V37H202ZM239 38H240V37H239ZM246 38H247V37H246ZM31 39H33V37L30 38V41H32ZM38 39H39V38H38ZM41 39H42V38H41ZM189 39H190V38H189ZM228 39H229V37H228ZM233 39H234V38H233ZM241 39H243V38H241ZM14 40H15V39H14ZM20 40H21V39H20ZM33 40H34V39H33ZM46 40H49V42L46 41ZM22 41H23V40H22ZM34 41H35V40H34ZM205 41H206V40H205ZM234 41H235V39H234ZM242 41H244V40H242ZM262 41H263V40H262ZM24 42H25V41H24ZM24 42H22V43H24ZM156 42H158V41H156ZM167 42H169V41H167ZM217 42H218V41H217ZM230 42H231V41H230ZM238 42H239V41H238ZM240 42H241V41H240ZM11 43H12V42H11ZM14 43H17V41L14 42ZM29 43H30V42H28V44H29ZM161 43H162V42H161ZM214 43H215V42H214ZM234 43H235V42H234ZM243 43H244V42H243ZM20 44H21V42L19 41V44L17 43L16 48H18V45L20 46ZM48 44H50V45H48ZM171 44H172V43H171ZM232 44H233V43H232ZM239 44H240V43H239ZM12 45H13V44H12ZM12 45H11V46H12ZM22 45H24V44H22ZM235 45H236V44H235ZM11 46H10V48H11ZM25 46H27V44H26ZM180 46H181V45H180ZM183 46H184V45H183ZM183 46H182V47H183ZM185 46H187V44H186ZM185 46H184V47H185ZM221 46H222V45H221ZM233 46H234V45H233ZM244 46H246V45H244ZM23 47H24V46H23ZM37 47H38V48H37ZM178 47H179V46H178ZM188 47H189V46H188ZM188 47H187V48H188ZM190 47H191V46H190ZM239 47H240V46H239ZM258 47H259V46H258ZM258 47H257V48H258ZM13 48H14V50L16 49L14 46H13ZM180 48H181V47H180ZM187 48H186V49H187ZM240 48H241V50H244L243 47H240ZM11 49H12V48H11ZM11 49H10V51H11ZM19 49H21V48L19 47L18 50H19ZM26 49H27V48H26ZM188 49H189V48H188ZM190 49H191V48H190ZM190 49H189L187 52H189ZM192 49H193V48H192ZM235 49H237V47H236ZM12 50H13V49H12ZM22 50H24V49H22ZM29 50H30V51H28V52H31V50H33V49L31 48V49H29ZM36 50L34 49L35 52H37ZM143 50H144V49H143ZM172 50H173V49H171V51H172ZM179 50H180V49H179ZM179 50H178V51H179ZM194 50H195V49H194ZM228 50H229V49H228ZM237 50H238V49H237ZM255 50H256V49H255ZM19 51H21V50H19ZM19 51L16 52V53H17V54H18V53H21V54H22V52H19ZM26 51H27V50H26ZM26 51H25V52H26ZM38 51H39V50H38ZM173 51H174V50H173ZM176 51H177V50H176ZM176 51H174V52H176ZM180 51H181V50H180ZM184 51H185V49H184ZM196 51H197V49H196ZM200 51H201V50H200ZM200 51H199V52H200ZM239 51H240V50H239ZM40 52H41V50H40ZM40 52H39V53H40ZM47 52H48V50H47ZM141 52H142V51H141ZM144 52H145V51H144ZM162 52H163V51H162ZM174 52H173V53H174ZM182 52H183V51H182ZM191 52H192V51H190L189 53H191ZM199 52H198V53H199ZM230 52H232V51H230ZM248 52H249V51H248ZM250 52H252V51H250ZM31 53H33V52H31ZM44 53H45V51H44ZM142 53H143V52H142ZM170 53H171V52H170ZM177 53H178V52H177ZM177 53H176V54H177ZM183 53H184V52H183ZM183 53L180 52L181 56H182ZM201 53H202V52H200L199 54H201ZM244 53H245V52H244ZM14 54H15V53H14ZM25 54H26V53H25ZM35 54H38V53H35ZM160 54H161V53H160ZM167 54H168V53H167ZM171 54H172V53H171ZM176 54H175V59H177V61H178V57H179V56H177V58H176ZM187 54H188V53H187ZM193 54H195V53H193ZM251 54H252V53H251ZM19 55H20V54H19ZM26 55H29V54H26ZM26 55H25V56H26ZM33 55H34V54H33ZM164 55H165V53H164ZM253 55H254V54H253ZM259 55H261V52H260ZM25 56H24V57H25ZM29 56H31V55H29ZM165 56H166V55H165ZM170 56H171V55H170ZM184 56H186V55L184 54ZM194 56L196 57V55H194ZM199 56H200V55H199ZM199 56H198V57H199ZM243 56H244V55H243ZM246 56H247V53H246ZM261 56H262V55H261ZM19 57L23 58L22 55L19 56ZM168 57H169V56H168ZM168 57L166 58V59H167L166 62H169V61H168V59H169ZM182 57H183V56H182ZM202 57H203V54H202ZM205 57H206V56H205ZM236 57H237V56H236ZM239 57H240V54H239ZM239 57H238V58H239ZM15 58H16V57H15ZM27 58H28V57H27ZM142 58H143V57H142ZM170 58H171V57H170ZM173 58H174V57H173ZM173 58H171V59H173ZM180 58H181V57H180ZM196 58H197V57H196ZM243 58H244V57H243ZM16 59H17V58H16ZM161 59H162V58H161ZM166 59H164V60H166ZM175 59H174V62H175ZM187 59H188V56H187ZM205 59H206V58H204V60H205ZM245 59H246V58H245ZM248 59L250 60V58H248ZM248 59H247V60H248ZM261 59H262V57H261ZM182 60H183V59H182ZM184 60H185V59H184ZM196 60H197V59H196ZM200 60H203V59H200ZM241 60H242V58H241ZM17 61H18V60H17ZM20 61H21V59L19 58V62H18V64H21ZM22 61H24V60H22ZM123 61H124V60H123ZM125 61H126V59H125ZM170 61H173V60H170ZM188 61H189V60H188ZM188 61H187V65H188ZM237 61H238V60H237ZM239 61H240V58H239ZM108 62H109V61H108ZM110 62H111V61H110ZM132 62H133V61H132ZM132 62H131V64L135 65V62H134V63H132ZM145 62H146V61H145ZM180 62H181V60H180ZM240 62H241V61H240ZM245 62H246V61H245ZM122 63H124V62H122ZM129 63H130V62H129ZM139 63H141V62H139ZM171 63H172V62H171ZM178 63H179V62H178ZM189 63H190V62H189ZM243 63H244V62H243ZM246 63H247V62H246ZM249 63H251V62H249ZM249 63H248L247 65H250ZM105 64H107L106 61H105ZM125 64H126V62H125ZM125 64H123V65H125ZM127 64H128V62H127ZM127 64H126V65H127ZM131 64H130V65H131ZM167 64H168V63H167ZM181 64H182V63H181ZM181 64L179 65L180 67H181L183 64H186V62L184 61V63H183L182 65H181ZM193 64H194V63H192V65H193ZM195 64H196V62H195ZM198 64H199V62H198ZM200 64H201V63H200ZM200 64H199V66H200ZM130 65H129V66H130ZM133 65H132V66H133ZM140 65H141V64H140ZM140 65H139V66H140ZM147 65H148V64H147ZM192 65H191V67H189V66H190V65H189L188 68H187L186 65H185V67H186L187 69L190 68L189 70H191ZM202 65H203V64H201V66H202ZM129 66H128V67H129ZM136 66H137V64H136ZM142 66H143V64H142ZM148 66H149V65H148ZM194 66H195V65H194ZM194 66H193V67H194ZM196 66H198V65H196ZM204 66H207V64L205 63V65H203V68L206 69L207 67H204ZM208 66H210V65H208ZM212 66H214V65H212ZM212 66H210V67H212ZM258 66H259V65H258ZM145 67H146V66H144V68H143V67H142V68L145 69ZM177 67H178V66H177ZM210 67H209V69L211 70ZM215 67H216V66H215ZM215 67H213L212 69H214ZM240 67H241V66H240ZM253 67H254V66H253ZM261 67H262V66H261ZM261 67H260V68H261ZM133 68H134V66H133ZM133 68H131V72H130V68H129V69L126 68L127 70H129L130 75H131V73H132V75H133V72H132V71H133L134 69H136V68H134V69H133ZM137 68H139V67H137ZM146 68H147V67H146ZM149 68H150V67H149ZM149 68H147L148 70L145 69V71H146V70L149 71ZM174 68H175V66H174ZM181 68H182V67H181ZM195 68H196V67H195ZM198 68H200V67H198ZM198 68H197V69H198ZM201 68H202V67H201ZM201 68H200V69H201ZM236 68H237V67H236ZM242 68H243V67H242ZM242 68H241V71H240V72H242ZM251 68H252V67H251ZM251 68H250V69H251ZM263 68H264V67H262V70H263ZM132 69H133V70H132ZM140 69H141V67H140ZM150 69H151V68H150ZM172 69H173V68H172ZM197 69H196V70H197ZM205 69H203V71H204ZM215 69H217V68H215ZM243 69H244V68H243ZM255 69H256V68H255ZM127 70H126V71H127ZM169 70H170V69H169ZM169 70H168V71H169ZM174 70H175V69H173V71H174ZM179 70H180V68L178 67V73H179ZM183 70H184V69H183ZM193 70H194V68H193ZM198 70H199V69H198ZM217 70H218V69H217ZM134 71H135V70H134ZM136 71H138V70H136ZM136 71H135V72H136ZM143 71H144V70H143ZM145 71H144V72H145ZM150 71H151V70H150ZM168 71H167V73H168ZM170 71H171V70H170ZM185 71H186V70H185ZM191 71H192V70H191ZM191 71H189V72H191ZM213 71H214V70H213ZM232 71L234 72L235 70H232ZM237 71H238V70H237ZM237 71H236V72H237ZM263 71H264V70H263ZM122 72H124V71L122 70L121 73H122ZM138 72H140V70H139ZM138 72H137V73H138ZM175 72H176V71H175ZM181 72H182V69H181ZM189 72H186V73H189ZM193 72H194V71H193ZM200 72H201V70L199 71V73H200ZM205 72H206V71H205ZM208 72H210V71H208ZM216 72H217V71H216ZM238 72H239V71H238ZM99 73H100V72H99ZM141 73H143V72L141 71ZM141 73H140V74H141ZM172 73H173V72H172ZM184 73H185V72L180 73V74H184ZM199 73H198V74L195 73V74H197L198 77H199ZM213 73H215V72H213ZM213 73H212V74H213ZM231 73H232V72H231ZM231 73H230V74H231ZM243 73H245V71H244ZM253 73H254V72H253ZM122 74H123V73H122ZM125 74H128V73H125ZM140 74H139V75H140ZM148 74H149V75H148ZM148 74H147L148 76H151V75H152V77H153V75H154V74H151V73H148ZM150 74H151V75H150ZM176 74H177V72H176ZM176 74H174V75L176 76ZM195 74H194V75H195ZM204 74H205V73H204ZM204 74L201 73V75H202L201 78L204 76ZM209 74H210V73H209ZM212 74H210L209 76H212ZM123 75H124V74H123ZM128 75H129V74H128ZM130 75H129V76H130ZM132 75H131V76H132ZM134 75H135V74H134ZM143 75H146V72H145V74H143ZM164 75H165V76H163V74H162L163 77H165L167 80H169V78H170V77H169V74H168V76H167V75L165 74V71H164ZM171 75L174 77L173 74H171ZM171 75H170V76H171ZM192 75H193V74L191 73V76H192ZM205 75L208 76V73L205 74ZM216 75H217V74H216ZM234 75H235V73H234ZM240 75H241V73L239 74V76H240ZM104 76H105V75H104ZM109 76H110V75H109ZM109 76H107V78H108ZM111 76H112V75H111ZM126 76H127V75H126ZM129 76H128V77H129ZM135 76H136V75H135ZM172 76H171V77H172ZM183 76H185V75H183ZM183 76H182V78H184ZM191 76H190V80H191ZM195 76H196V75H195ZM236 76H237V75H236ZM236 76H235V78H237ZM239 76H238V78L241 79V77H239ZM241 76H242V75H241ZM250 76H251V75H250ZM98 77H99V75H98ZM136 77L138 78V77H140V76H136ZM141 77H142V74H141ZM145 77H146V76H145ZM154 77H155V76H154ZM163 77H162V79H163ZM168 77H169V78H168ZM176 77H178V75H177ZM196 77H197V76H196ZM216 77H217V76H216ZM231 77H234V76H231V75H230L229 78L231 79ZM245 77H246L247 79H249V76L247 77L246 74H245ZM38 78H40V77L38 76ZM109 78H110V77H109ZM117 78H118V76H117ZM121 78H122V77H121ZM130 78L132 79L133 77H130ZM192 78H195V77L193 76ZM204 78H206V77L204 76ZM211 78H212V77H211ZM213 78L215 79V75L213 76ZM213 78H212V79H213ZM235 78H234V79H235ZM242 78H243V77H242ZM253 78H254V77H253ZM36 79H37V76H36ZM40 79H42V78H40ZM40 79H39V80H40ZM97 79H98V78H97ZM114 79H115V78H114ZM114 79H113V80H114ZM128 79H129V78H128ZM131 79H130L129 81H131ZM138 79H139V78H138ZM146 79L148 80L147 77H146ZM150 79L152 80L153 78H150ZM150 79H149V80H150ZM170 79H171V78H170ZM174 79H175V77H174ZM184 79H185V78H184ZM187 79H188V78H187ZM196 79H198V78H196ZM199 79H200V77H199ZM227 79H228V78H227ZM232 79H233V78H232ZM234 79H233V80H234ZM240 79H239V81H240ZM243 79H244V78H243ZM247 79H246V80H247ZM257 79H258V78H257ZM260 79H261V78H260ZM39 80H36V81H35V80H32V81H33V83L35 82V84H36V82H37L38 85L40 84V85L44 86V88L47 87V89H49V90L51 91V93L54 92L55 95H57V93H56L57 91H56V90H57V88H58L60 85L56 83V79H52L51 82L48 81V82H47V85H46V84H43V83H41V82L39 83ZM50 80H51V79H50ZM111 80H112V78H111ZM133 80L135 81L134 78H133ZM136 80H137V79H136ZM139 80H140V79H139ZM143 80H145L144 77H143ZM149 80H148V82H149ZM154 80H155V79H154ZM176 80H177V78H176ZM188 80H189V79H188ZM192 80H194V79H192ZM192 80H191V81H192ZM200 80H202V79H200ZM200 80H198V81H200ZM207 80H210V78L207 79ZM216 80H217V78H216ZM218 80H219V79H218ZM237 80H238V79H237ZM251 80H253V79H251ZM32 81H31V82H32ZM40 81H41V80H40ZM72 81H73V80H72ZM92 81H93V79H92ZM92 81H90V82L92 83ZM114 81H115V80H114ZM118 81H119V78H118ZM129 81L126 79V83L129 82ZM134 81H133V82H134ZM156 81H157V79H156ZM156 81H155V82H156ZM158 81H159V80H158ZM160 81H164L163 83L166 82L164 79H163V80H160ZM174 81H175V80H174ZM185 81H186V80H185ZM194 81H195V80H194ZM194 81H193V82H194ZM227 81H229V80H227ZM234 81H235V80H234ZM234 81H233V82H234ZM241 81H245V79H244V80H241ZM241 81H240V82H241ZM247 81H249V80H247ZM59 82H60V81H59ZM75 82H76V81H75ZM97 82H98V83L93 82V84H94V83L98 84L97 86H98L99 89H102V88H104L105 86H108L107 84H109V83H107V79H106V77H101V76L99 77V81H97ZM108 82H109V81H108ZM112 82H113V81H112ZM121 82H122V81H121ZM121 82L116 83V85H117L116 87H120V86L122 85ZM124 82H125V81H123V83H124ZM148 82H146V83H148ZM155 82H153V84H154ZM187 82H188V81H187ZM202 82H203V81H202ZM204 82H206L205 79H204ZM204 82H203V83H204ZM218 82H219V81H217V83H218ZM220 82H221V81H220ZM236 82H237V81H236ZM236 82H235V83H236ZM240 82H239V84H242V83H240ZM245 82H246V81H245ZM245 82H243V84H244ZM45 83H46V82H45ZM48 83H49V84H48ZM73 83H74V82H73ZM106 83H107V84H106ZM135 83H137V82H135ZM139 83H140V82H139ZM141 83L144 84L145 82L142 81ZM157 83H158V84H157ZM160 83H161V82H156V84L158 85V87L160 86V85H159ZM163 83H161V84L163 85ZM166 83H167V84H166V87H167V85H168V81H167ZM194 83H195V82H194ZM197 83H198V82L196 81L195 84H197ZM200 83H201V82H200ZM208 83H209V82H208ZM212 83H213V82H212ZM225 83H226V82H225ZM229 83H231V82H229ZM247 83H248V82H247ZM249 83H250V82H249ZM249 83H248V84H249ZM89 84H90V83H89ZM118 84H119L120 86H119ZM150 84H151V83H150ZM150 84H149V85H150ZM153 84H151V85H153ZM156 84H155V85H156ZM189 84H190V83L188 82V85H189ZM191 84H193V83L191 82ZM232 84H233V83H232ZM237 84H238V83H237ZM248 84H247V86H248ZM58 85H59V86H58ZM87 85H88V84H87ZM87 85H85V86H87ZM114 85H115V84H114ZM130 85H132V81H131V84H130ZM138 85H139V84H138ZM140 85H141V84H140ZM146 85H147V84H146ZM198 85H199V83H198ZM198 85H197V86H198ZM201 85H204V86H205V84H202V83H201ZM209 85L211 86V83H210ZM209 85H208V86H209ZM215 85H216V84H215ZM225 85H226V84H225ZM227 85H229L228 82H227ZM233 85L235 86L236 84H233ZM244 85H246V83H245ZM85 86H84V87H85ZM91 86H92V85L90 84V87H91ZM94 86H95V85H94ZM97 86H95V87H97ZM123 86H124V85H123ZM123 86H121V87H123ZM127 86H128V85H127ZM132 86H133V85H132ZM136 86H137V84L135 85V88H137ZM193 86H194V85H193ZM195 86H196V85H195ZM204 86H203V87H204ZM220 86H221V85H220ZM220 86H217V89H218ZM230 86H231V84H230ZM236 86H240V85H236ZM66 87H67V86H66ZM84 87H83V88H84ZM108 87H109V86H108ZM112 87H113V86H112ZM114 87H115V86H114ZM124 87L126 88V84H125ZM133 87H134V86H133ZM139 87H140V88H144L145 86H144V87H143V86H142V87L139 86ZM146 87H147V86H146ZM153 87H154V86H153ZM153 87H152V86H151V87L149 86V88H148L149 91H150V88L152 89ZM164 87H165V84H164ZM168 87H169V85H168ZM189 87H190V92H191L192 86H189ZM203 87H201V88H203ZM213 87L215 88L214 84H213ZM231 87H232V86H231ZM250 87H251V86H250ZM260 87H261V86H260ZM61 88H62V87H61ZM67 88H68V87H67ZM67 88L64 87L63 90H64V89H67ZM75 88H76V86H75ZM87 88H88V87H87ZM98 88H97V90H99ZM105 88H106V87H105ZM128 88H130V87H127L126 90H123L124 95H125V93H128V94H126L125 97H128V98H129V97H132L131 100L133 101V96H134V94H132L131 92H129V91H131L133 88H132L131 90H129ZM135 88H134V89H135ZM156 88H157V87H156ZM156 88H153V89L155 90ZM161 88H162V86H161ZM193 88H195V87H193ZM198 88H199V86H198ZM198 88L194 89L195 92L199 91ZM201 88H200V90H201ZM229 88H230V87H229ZM233 88H234V87H233ZM233 88H232V91H234ZM59 89H60V88H59ZM70 89H71V87H70ZM88 89H89V90H94L93 88H92V89L88 88ZM95 89H96V88H95ZM106 89H107V88H106ZM106 89H105V90H106ZM114 89H116V88H114ZM117 89H118V88H117ZM145 89L147 90V88H145ZM145 89H144V90H145ZM157 89H158V88H157ZM162 89H164V88H162ZM162 89H161V90H162ZM169 89H170V88H169ZM169 89H168V91H169ZM208 89H209V87H208ZM210 89H212V88L210 87ZM210 89H209V90H210ZM227 89H228V88H227ZM237 89H240V88L238 87ZM237 89H236V90H237ZM241 89H242V88H241ZM241 89H240V90H237V91H238V94H240V95H241L242 92H243V93L245 92V91H242ZM248 89H249V88H248ZM248 89H247V90L245 89V90L248 92ZM251 89H252V88H251ZM49 90H48V92H50ZM63 90H62V91H63ZM71 90H75V89H71ZM86 90H87V89H86ZM86 90H85V91H86ZM89 90H88V91H89ZM108 90H110V92H111V87H110ZM139 90H140V89H139ZM159 90H160V89H158V93H156V94H157L156 97H157L158 101H159V100H163V99H159V98H161V97H158V94H161L162 92H164L165 89H164L163 91L160 90L161 92H159ZM196 90H197V91H196ZM203 90H204V89H203ZM215 90H216V89H214V92H215ZM236 90H235V92H237ZM254 90H255V89H254ZM60 91H61V90H60ZM64 91H65V90H64ZM64 91H63V92H64ZM68 91H69V89H68ZM75 91H76V90H75ZM79 91L81 92V89H79ZM82 91H83V90H82ZM88 91H87V92H88ZM103 91H104V90H103ZM119 91H120V90H118L117 92H119ZM121 91H122V89H121ZM136 91H137V90H136ZM142 91H143V90H141V92H142ZM192 91H193V89H192ZM241 91H242V92H241ZM249 91H250V90H249ZM63 92H61V93H63ZM77 92H78V91H76V97H77V94H78ZM89 92H90V91H89ZM94 92L96 93V90L93 91V94H95ZM104 92H105V91H104ZM106 92H107V91H106ZM106 92H105V94H106ZM134 92H135V91H134ZM137 92H138V91H137ZM150 92L152 93V91H150ZM156 92H157V91H156ZM170 92H172V91H170ZM193 92H194V91H193ZM193 92H192V93H193ZM239 92H240V93H239ZM253 92H254V91H253ZM54 93H52V94H54ZM58 93H59V92H58ZM66 93H68V92H66ZM91 93H92V92H91ZM98 93H100V91H98ZM102 93H103V92H102ZM102 93H101V94H102ZM114 93H116L115 90H114V92L112 91L111 95H113ZM139 93H140V91H139ZM142 93H143V92H142ZM144 93L147 94L146 91H145ZM151 93H150V94H151ZM165 93H166V92H164L163 94H165ZM216 93H217V92H216ZM233 93H234V92H233ZM233 93H232V94H233ZM245 93H246V92H245ZM74 94H75V92H74ZM74 94H72V95H74ZM79 94H80V93H79ZM81 94H82V93H81ZM81 94H80V96H82ZM86 94L89 96L88 93H86ZM93 94H92V95H93ZM101 94H100V95H101ZM108 94H110V93H108ZM117 94H118V93H117ZM119 94H120V93H119ZM122 94H123V93H122ZM148 94H149V93H148ZM150 94H149V95H150ZM167 94H168V93H167ZM167 94H166V95H167ZM169 94H170V93H169ZM205 94H206V93H205ZM229 94H230V93H229ZM229 94H228V95H229ZM246 94H249V93H246ZM250 94H252V93L250 92ZM250 94H249V95H250ZM50 95H51V94H50ZM58 95H59V97H60V94H58ZM61 95H63V94H61ZM68 95H70V94H68ZM68 95H67V96H68ZM72 95H71V96H72ZM96 95H97V93H96L95 95H93V96H96ZM98 95H99V94H98ZM100 95H99V97H101V96L104 95V94H102L101 96H100ZM111 95H110V96H111ZM141 95H143V94H141ZM149 95H147V97H148ZM153 95H154V94H152V97H153ZM166 95H165V96H166ZM190 95H191V94H190ZM233 95H235V94H233ZM242 95H243V94H242ZM51 96L53 97L54 95H51ZM71 96H70V97L68 96V97L71 98ZM85 96H86V95H85ZM106 96H107V95H106ZM108 96H109V95H108ZM108 96H107V97H108ZM135 96H136V98H137V96H139V95L136 93ZM154 96H155V95H154ZM191 96H192V95H191ZM218 96H219V95H218ZM230 96H231V94H230ZM243 96H244V95H243ZM245 96H248V95H245ZM56 97H58V96H55V99H56ZM64 97H66V95H65ZM64 97H63V98H64ZM91 97H92V96H90V98H91ZM97 97H98V96H97ZM97 97H96V98H97ZM114 97H115V96H113V98H114ZM122 97H123V96H122ZM125 97H124L123 99H125ZM145 97H146V95H145ZM150 97H151V96H150ZM162 97H164V96H162ZM235 97H236V96H235ZM240 97H242V96H240ZM240 97L238 96V98H240ZM63 98H61V99H63ZM72 98H73L74 100H73ZM72 98H71V99H72V103H73V102L75 101V98H74V96H73ZM78 98H79V97H78ZM78 98H77V99H78ZM82 98H83V97H82ZM87 98L89 99V97H87ZM92 98H93V97H92ZM102 98H103V97H102ZM104 98H105V97H104ZM110 98H111V97H110ZM113 98H112V99H113ZM139 98H142V97L140 96ZM209 98H210V97H209ZM215 98H216V97H215ZM227 98L229 99L230 97H226L225 99L227 100ZM242 98H243V97H242ZM242 98H241V99H242ZM244 98H245V97H244ZM246 98H248V97H246ZM55 99H54V100H55ZM71 99H70V100H71ZM77 99H76L75 102H78ZM83 99H84V98H83ZM97 99L100 101L99 98H97ZM97 99L93 98L94 102H95V100L97 101ZM115 99H116V98H114V100H115ZM117 99H118V98H117ZM119 99H120V98H119ZM123 99L121 98V100H123ZM134 99H135V97H134ZM143 99H144V97H143ZM151 99H153V98H151ZM157 99H156V100H157ZM165 99H166V98H165ZM225 99H223V100H225ZM231 99H232V96H231ZM233 99H234V96H233ZM235 99H236V98H235ZM249 99H250V98H249ZM254 99H255V96H254ZM59 100H60V99H59ZM64 100H65V98H64L62 101L64 102ZM80 100H81V98L79 99V102H80ZM85 100H86V98H85ZM91 100H92V99H91ZM91 100H89V102H88V100H86V101H87L88 103H91V102H90ZM107 100H108V98H107ZM114 100H112V101H114ZM129 100H130V99H129ZM129 100H127V101H129ZM131 100H130L129 104H131ZM138 100L141 101L140 99H138ZM145 100H146V99H145ZM147 100H148V99H147ZM223 100H222V101H223ZM226 100H225V101H226ZM238 100H239V99H238ZM243 100H244V99H243ZM243 100L241 101V104L243 103ZM251 100H253L252 97H251ZM56 101H57V100H56ZM62 101L57 102V103H58V107H59L60 110H62V107H63V105L65 104V103H63ZM67 101H68V100H67ZM101 101H102V100H101ZM103 101H104V100H103ZM103 101H102V102H103ZM110 101H111V100H110ZM110 101H109V102H110ZM112 101H111L110 103H112ZM117 101H119V100H117ZM134 101H135V100H134ZM197 101H198V100H197ZM229 101H230V99H229ZM233 101H234V100H233ZM246 101H247V100H246ZM81 102H82V101H81ZM83 102H85V101H83ZM87 102H86V103H87ZM94 102L92 103L93 105H94ZM97 102H98V101H97ZM102 102H101V103H102ZM104 102H105V101H104ZM106 102H107V101H106ZM106 102H105V103H106ZM125 102H126V101H125ZM136 102H137V99H136ZM149 102H150L151 104L154 105L155 100H154V102H152V100L149 101ZM159 102H163V101H159ZM231 102H232V100H231ZM231 102H230V103H231ZM236 102H237V101H236ZM249 102H250V100H249ZM68 103H69V102H68ZM88 103H87V104H88ZM101 103H100V104H101ZM105 103H104V105H106ZM107 103H108V102H107ZM110 103H108V104H110ZM118 103H119V102H118ZM118 103H115V104H118ZM122 103H123V102H122ZM126 103H127V102H126ZM140 103H142V101H141ZM146 103H148V102H146ZM146 103H145V104H146ZM155 103H156V102H155ZM194 103H195V102H194ZM224 103H225V102H223V104H224ZM228 103H229V102H228ZM232 103H234V102H232ZM77 104H78V103H77ZM80 104H81V103H80ZM80 104H79V105H80ZM112 104H114V102H113ZM123 104H124V103H123ZM136 104H137V103H136ZM138 104H139V103H138ZM145 104H144V105H145ZM151 104L149 105L150 108H152L151 106H153V105H151ZM156 104L159 106V103H158V102H157ZM219 104H220V105H218V106H222V105H223L222 102L219 103ZM237 104H238V103H237ZM88 105H89V104H88ZM98 105H99V104H98ZM101 105H102V104H101ZM119 105H120V104H119ZM144 105H142L143 108L145 107ZM147 105H148V104H147ZM157 105H156V106H157ZM195 105H196V104H195ZM226 105H227V104H226ZM226 105H225V106H226ZM233 105H234V104H232V106H233ZM77 106H78V105H77ZM77 106H76V107H77ZM90 106H91V105H90ZM96 106H97V105H96ZM113 106H114V105H113ZM113 106H112V107H113ZM115 106H116V105H115ZM122 106H124V105H122ZM129 106H130V105H129ZM134 106H135V103H134ZM136 106L139 107L140 109H142V106H141V105H140L141 107H140L139 105H136ZM149 106H148V107H149ZM160 106H161V104H160ZM160 106L157 107V108H160ZM163 106H164V104H163ZM163 106H162V110H163V108H164ZM228 106H229V105H228ZM230 106H231V105H230ZM238 106H239V105H238ZM246 106H247V105H246ZM82 107H84V105H83V106H80L81 110H82ZM117 107H119V108H118L119 110H122V107H120V106H118V105H117ZM117 107H116V108H117ZM126 107H127V106H126ZM137 107H136V110H137ZM154 107H155V106H154ZM234 107H235V109H236V105H235ZM234 107H232V108L230 107V108L233 110ZM240 107H241V106H240ZM91 108H93V107H91ZM96 108H98V107H96ZM116 108H115V109H116ZM120 108H121V109H120ZM130 108H131V110H132V107H130ZM226 108H227V106H226ZM76 109H77V108H76ZM78 109H79V107H78ZM104 109H105V107H104ZM104 109H103V110H104ZM108 109L110 110V109H111V106H110V108L108 107ZM108 109H107V110H108ZM115 109H114V110H115ZM123 109H125V107H124ZM133 109H134V107H133ZM144 109H145V108H144ZM215 109H216V108H215ZM217 109H219V107H218ZM221 109H222V107H221ZM223 109H224V107H223ZM227 109H229V108H227ZM227 109H226V110H227ZM235 109H234V110H235ZM81 110H80V111H81ZM84 110H85V109H83L82 111H84ZM111 110H112V109H111ZM129 110H130V109H129ZM134 110H135V109H134ZM142 110H143V109H142ZM147 110H148V109H147ZM154 110H155V109H154ZM157 110H158V109H157ZM232 110H231V111H232ZM239 110H240V109H239ZM0 111H1V109H0ZM89 111H90V109H89ZM101 111H102V110H101ZM123 111H124V110H123ZM123 111H120V112H123ZM137 111H138V110H137ZM137 111H136V112H137ZM149 111H153V110H149ZM155 111H156V110H155ZM155 111H154V112H155ZM159 111H161V110L159 109ZM159 111H158V113H159ZM222 111H224V110H222ZM227 111H228V110H227ZM229 111H230V110H229ZM262 111H264V110H262ZM75 112H76V111H75ZM94 112H95V110H94ZM99 112H100V110H98V113H99ZM105 112H106V111H105ZM110 112H112V111H110ZM110 112L108 113V111H107V115L110 114ZM118 112H119V111H118ZM125 112H126V111H125ZM125 112H124V113H125ZM142 112H143V111H142ZM163 112H164V111H163ZM185 112H186V111H185ZM215 112H216V111H215ZM232 112H233V111H232ZM237 112H238V111H237ZM73 113H74V111H73ZM87 113H88V112H87ZM87 113H86V114H87ZM91 113H93V111H91ZM101 113H102V112H100V114H101ZM103 113H104V112H103ZM112 113H113V112H112ZM112 113H111V114H112ZM128 113H129V112H128ZM128 113L126 112V116H127ZM134 113H135V111H134ZM145 113H146V112H145ZM158 113H156V114H158ZM224 113H225V112H224ZM227 113H228V112H227ZM235 113H236V112H235ZM4 114H6V112L3 113V114H2V113L0 114V120H1V122H4V123H5V122H7V121L9 120V118L7 117V115L5 116ZM9 114H10V113H9ZM29 114L32 115L31 110H29ZM74 114H76V116H77L78 112H77V113H74ZM86 114H85V115H86ZM88 114H90V113H88ZM121 114H122V113H121ZM130 114H132V113H130ZM130 114H128V115H130ZM139 114H140V115H145V114H142L141 112H140ZM152 114H153V113H152ZM154 114H155V113H154ZM160 114H162V113H160ZM160 114H158V115H160ZM164 114H165V113H164ZM225 114H226V113H225ZM228 114H229V113H228ZM228 114H226V115H228ZM230 114H231V113H230ZM236 114H237V113H236ZM239 114L241 115V113H239ZM239 114H238V115H239ZM261 114H262V113H261ZM79 115H80V113H79ZM83 115H84V114H83ZM85 115H84V116H85ZM90 115H92V114H90ZM95 115H97V111H96V114H95ZM101 115H102V114H101ZM104 115H106V114L104 113ZM107 115H106V116H107ZM132 115H133V114H132ZM132 115H131L130 117H133ZM140 115H139V116H140ZM147 115H148V114H147ZM158 115H157V116H158ZM215 115H216L215 117H219V118L222 117V114L219 116V112H218V116H217V114H215ZM231 115H232V114H231ZM246 115H247V114H246ZM262 115H263V114H262ZM84 116H81V115H80V117H84ZM98 116L100 117V115L98 114V115L96 116V118H97ZM113 116H114V115H113ZM124 116H125V114H124ZM135 116H136V114H135ZM145 116H146V115H145ZM150 116H154V115H151V112H150ZM157 116H156V118H158ZM162 116H163V114H162L160 117H162ZM223 116H224V115H223ZM248 116H250V115H248ZM9 117H10V116H9ZM73 117H74V116H73ZM73 117H72V118H73ZM77 117H79V116H77ZM85 117H86V116H85ZM92 117H95L94 114L92 115ZM92 117H91V118H92ZM99 117H98V118H99ZM128 117H129V116H128ZM148 117H149V115H148ZM225 117H226V116H225ZM225 117H223V118H225ZM227 117H230V118H229L230 120H231V118H232V117L229 116V115H228ZM236 117L238 118L239 116H236ZM257 117H258V116H257ZM257 117H256V118H257ZM72 118H71V119H72ZM75 118H76V117H75ZM89 118H90V117H89ZM98 118H97V119H98ZM100 118H101V117H100ZM102 118L104 119V117H102ZM102 118L97 120V121H98V125H99V121H100V123H101V126L103 125V124H102V123H103ZM105 118H107V117H105ZM177 118H178V117H177ZM219 118H218V119H219ZM223 118H221L220 121H222ZM233 118H235V117H233ZM263 118H264V117H263ZM25 119H26V118L23 119V124H24ZM73 119H74V118H73ZM76 119H77V118H76ZM82 119H83V118H82ZM82 119H79V118H78V120H81V121H82ZM108 119H109V116H108ZM152 119H153V117H152ZM216 119H217V118H216ZM216 119H215V121H216ZM226 119H228V118H226ZM226 119H225V120H226ZM239 119H240V117H239ZM84 120H85V118H84ZM84 120H83V121H84ZM89 120H90V119H89ZM89 120L86 119V121H88V122H89ZM92 120H93V119H92ZM104 120H106V119H104ZM230 120H227V121H230ZM232 120H234V119H232ZM232 120H231V121H232ZM71 121H72V120L67 121V122H71ZM94 121H95V119H94ZM107 121H109V120H107ZM200 121H201V120H200ZM218 121H219V120H218ZM231 121H230L229 123H231ZM238 121H239V120H238ZM238 121L236 120V122H237L238 124H240V122H238ZM258 121H259V120H258ZM73 122H76V120H75V121L73 120ZM203 122H206V121H203ZM203 122L201 121V123H203ZM223 122H224V121H223ZM232 122H233V121H232ZM236 122H235V123H236ZM246 122H247V121H246ZM25 123H26V122H25ZM79 123H81V122L79 121ZM84 123H86V122H84ZM84 123L82 122V124H84ZM105 123H106V122H105ZM109 123L111 124L112 122L110 121ZM215 123H216V122H215ZM218 123H219V122H217V124H218ZM225 123H226V124H225ZM229 123H228V124H229ZM255 123H256V122H255ZM71 124H72V123H71ZM73 124H74V123H73ZM86 124H87V123H86ZM88 124H89V123H88ZM92 124H93V123H92ZM94 124H95V123H94ZM106 124H107L106 126L109 127V124H108V123H106ZM217 124H215V126H216ZM253 124H254V123H253ZM262 124H263V123H262ZM262 124H261V126H262ZM68 125H69V124H68ZM68 125H67V126H68ZM78 125H79V124H78ZM78 125H77V126H78ZM95 125H96V124H95ZM95 125H94V126H95ZM111 125H112V124H111ZM111 125H110V128H111ZM137 125H138V124H137ZM203 125H204V124H201L200 127L203 126ZM205 125H206V124H205ZM213 125H214V124H213ZM213 125H212V126H213ZM220 125H221V127H223V125H225V127H226L227 122H224L223 125H222V124H220ZM220 125H219V126H220ZM232 125H233V123H232ZM232 125H231V126H232ZM240 125H242V124H240ZM249 125H250V124H249ZM67 126H66L65 128H67ZM71 126H72V125H71ZM74 126H75V125H74ZM74 126H73V128H74ZM77 126H75V128H76ZM83 126H84V125H83ZM85 126L87 127L88 125H85ZM92 126H93V125H92ZM94 126H93V127H94ZM99 126H100V125H99ZM99 126H96V128L99 127ZM101 126H100V127H101ZM106 126H104V127H106ZM123 126H124V125H123ZM208 126H209V125H208ZM238 126H239V125H238ZM253 126H255V125H253ZM261 126H260V124H259V127H260V128H261ZM263 126H264V125H263ZM86 127H84V129H85ZM89 127L91 128V126H89ZM89 127H88V128H89ZM198 127H199V123H198ZM206 127H207V125H206ZM213 127H214V126H213ZM221 127H219V128H221ZM227 127H228V126H227ZM232 127H234V126H232ZM255 127H256V126H255ZM257 127H258V125H257ZM257 127H256V128H257ZM65 128H64V130H65ZM69 128H70V127H69ZM75 128H74V129H75ZM77 128H78V127H77ZM79 128L81 129L82 126H81V127L79 126ZM217 128H218V125H217ZM223 128H224V127H223ZM235 128H237V127H234V129H235ZM251 128H252V127H251ZM256 128H254V129H256ZM262 128H263V127H262ZM262 128H261V129H262ZM1 129H2V128H1ZM1 129H0V130H1ZM82 129H83V128H82ZM86 129H87V128H86ZM91 129H94V128H91ZM111 129H112V128H111ZM201 129H202V128H201ZM203 129H204V128H203ZM214 129H215V128H214ZM239 129H240V128H239ZM249 129H250V127H249ZM72 130H73V129H72ZM78 130H79V129H78ZM78 130H76V131H78ZM88 130H90V129H88ZM94 130H96V129H94ZM97 130H98V128H97ZM105 130H109V128H108V129H105ZM204 130H205V129H204ZM204 130H203V132L200 131V132H202L201 135H202L204 132L207 131V128H206V131H204ZM208 130H209V128H208ZM210 130H211V127H210ZM210 130H209V131H210ZM216 130H217V129H216ZM258 130H260V129H258ZM67 131H68V130H67ZM67 131H66V132H67ZM70 131H71V129H69V132H70ZM73 131H74V130H73ZM79 131H80V130H79ZM79 131H78V132H79ZM83 131H85V130H83ZM99 131H100V130H99ZM112 131H113V129H112ZM198 131H199V128H198ZM213 131H214V130H213ZM213 131H212V132H213ZM248 131L250 132V130H247V132H248ZM252 131H253V128H252ZM254 131H256V130H254ZM0 132H1V131H0ZM86 132H89V131L79 132V133H85V134H87ZM90 132L95 133V132H93V131H90ZM90 132H89V133H90ZM106 132H107V131H106ZM108 132H110V131H108ZM113 132H116V131L114 130ZM124 132H125V131H124ZM212 132L210 131V134H211ZM67 133H68V132H67ZM72 133H75V131L72 132ZM79 133H78V135H79ZM89 133H88V136L91 135V134H89ZM206 133H207V132H206ZM240 133H241V132H240ZM245 133H246V132H244V134H245ZM251 133H252V132H251ZM253 133L256 134L257 132H253ZM253 133H252V134H253ZM258 133H259V131H258ZM263 133H264V131H263ZM70 134H71V132H70ZM70 134H69V135H70ZM76 134H77V133H76ZM96 134H97V133H96ZM197 134H198V132H197ZM233 134H234V133H233ZM246 134H247V133H246ZM252 134H251V136H252ZM69 135H68V136H69ZM72 135H73V134H72ZM78 135H77V136H78ZM81 135H82V134H81ZM81 135H79V137H80ZM93 135H94V134H92V136H93ZM212 135H213V134H212ZM215 135H216V134H214V137H215ZM249 135H250V134H249ZM258 135L260 136V135H263V134L261 133V134H258ZM65 136H66V135H65ZM70 136H71V135H70ZM75 136H76V135H75ZM95 136H96V135H95ZM97 136H98V135H97ZM199 136H200V135H199ZM204 136H205V133H204ZM207 136H211V135H207ZM256 136H257V135H256ZM263 136H264V135H263ZM66 137H67V136H66ZM66 137H65V138H66ZM71 137H72V136H71ZM245 137H246V135H245ZM261 137H262V136H261ZM12 138H13V136H12ZM67 138H70V137H67ZM81 138H83V136L80 137V139H81ZM88 138H89V137H87V139H88ZM94 138L96 139V137H94ZM196 138H197V137H196ZM202 138H203V137H202ZM207 138H209L208 140L206 139V140L208 141V143H209L210 139H211V143H212V139H213V138H210V137H207ZM247 138H249V137H247ZM254 138H255V136H254ZM257 138H258V136H257ZM257 138H256V139H257ZM72 139H73V138H72ZM74 139L76 140V137H74ZM89 139H90V138H89ZM91 139L94 141V143H96V145L98 144V143L93 139V137H91ZM91 139H90V140H91ZM240 139H241V138H240ZM244 139H245V138H244ZM244 139H243V140H244ZM250 139H251V138H250ZM250 139H249V141H250ZM10 140H11V138L9 139V141H10ZM67 140H68V139H67ZM84 140H85V139H84ZM84 140H83V141H84ZM92 140H91V141H92ZM197 140H199V139L197 138ZM204 140H205V139H204ZM245 140H246V139H245ZM251 140H252V139H251ZM257 140H258V139H257ZM6 141H7V140H5L4 143H6ZM63 141H65V140L63 139ZM63 141H62V142H63ZM70 141H71V140H69L68 142H70ZM73 141H74V140H73ZM78 141H79V140H78ZM80 141H81V140H80ZM85 141H87V140H85ZM93 141H92V142H93ZM97 141H99L98 138H97ZM195 141H196V140H195ZM202 141H203V139H202ZM215 141H216V139H215ZM235 141H236V140H235ZM238 141H239V140H238ZM238 141H237V142H238ZM240 141H241V140H240ZM253 141H254V143H255V140H254V139H253ZM262 141H264V139H262ZM27 142H28V141H26V144H27ZM29 142H30V141H29ZM92 142H91V144H92ZM205 142H206V141H205ZM237 142H235V143H237ZM256 142H257V141H256ZM8 143H9V142H8ZM21 143H22V142H21ZM73 143H74V142H73ZM73 143H72V142H71V143H66V142L61 143V146H60V147H61V150H60L61 153H60V154L63 156V158L58 159V160L56 161V168H57V171H58V173H60L61 175H62L63 172L66 171L67 168L69 169V161H71V159H72L73 157H74V158L77 157V156H76L77 152L75 153V156L72 157V153H73V150H72V147H73V146H72V145H73ZM94 143H93V144H94ZM99 143H100V145H101V141H100ZM102 143H103V142H102ZM198 143H199V141L196 142V144H198ZM202 143H203V142H201L200 144L202 145ZM206 143H207V142H206ZM208 143H207V144H208ZM216 143H217V142H216ZM216 143H215V144H216ZM247 143H249V142L246 141V144H247ZM251 143H253V142L251 141ZM260 143H261V142H260ZM260 143L258 142L257 144L260 146ZM28 144H29V143H28ZM75 144H76V141H75ZM75 144H74V146H75ZM80 144H83V142L80 143ZM84 144H87V147H88V144H89V143H88V142H85ZM203 144H204V146L206 145L205 143H203ZM209 144H210V143H209ZM209 144H208V145H209ZM237 144L239 145V143H237ZM237 144H235V146L238 148ZM243 144H244V143L242 142V145H243ZM5 145H6V144H5ZM13 145H14V144H13V142L11 141V142L9 143V146H13ZM18 145H19V144H18ZM18 145H17V146H18ZM21 145H22V144H20L19 146H21ZM24 145H25V144H24ZM29 145H30V144H29ZM29 145H28V146H29ZM78 145H79V144H78ZM96 145H95V146H96ZM98 145H99V144H98ZM100 145H99V146H100ZM208 145H206V146H208ZM213 145H214V144H213ZM244 145H245V144H244ZM247 145H248V144H247ZM253 145H254V144H253ZM255 145H256V144H255ZM258 145H257V146H258ZM261 145H262V144H261ZM263 145H264V144H263ZM26 146H27V145H25V147H26ZM28 146H27V147H28ZM30 146H32V145H30ZM82 146H83V145H82ZM85 146H86V145H84L83 147H85ZM202 146H203V145H202ZM217 146H218V145H217ZM233 146H234V145H233ZM240 146H241V145H240ZM240 146H239V147H240ZM259 146H258V147H259ZM13 147H14V146H13ZM21 147H22V146H21ZM83 147H82V148H83ZM90 147H91V146H90ZM96 147H97V146H96ZM96 147L94 148V146L92 145V148H93V149H96ZM209 147H210V149H211V147H212L211 144L209 145ZM236 147H234V149H235ZM5 148H6V147H5ZM11 148H12V147H11ZM73 148H74V147H73ZM77 148H78V146H77ZM82 148H79V149H82ZM88 148H89V147H88ZM99 148H100V147H99ZM101 148H104V147L101 145ZM202 148H203V147H202ZM246 148H248V147H246ZM246 148H245V149H246ZM254 148H255V147H254ZM259 148H260V147H259ZM262 148H263V147H262ZM12 149H13V148H12ZM18 149H19V148H18ZM21 149H23V148H21ZM30 149H31L30 147H29V149L26 148L27 152L32 153V152H31L32 149H31V150H30ZM34 149H35V148H34ZM75 149H76V148H75ZM83 149H84V148H83ZM83 149H82V150H83ZM204 149H205L204 151L207 150L206 148H204ZM210 149L208 148L209 151H210ZM240 149H241V148H240ZM251 149H253V147H251ZM257 149H258V148H257ZM6 150H7V149H5V151H6ZM10 150H11V149H10ZM10 150H9V148H8L7 151L10 152ZM24 150H25V149H24ZM24 150H23V152H26V150H25V151H24ZM29 150H30V151H29ZM102 150H103V149H102ZM208 150H207L205 153H207ZM237 150H238V149H237ZM237 150H236V151H237ZM241 150H242V149H241ZM255 150H256V149H255ZM258 150H259V149H258ZM263 150H264V149H263ZM13 151H16V148H15ZM75 151H76V150H74V152H75ZM77 151H78V150H77ZM80 151H81V150H80ZM211 151H212V150H211ZM211 151H210V152H211ZM214 151H215V150H214ZM216 151H218V150H216ZM9 152H6V153H9ZM11 152H12V151H11ZM16 152H17V151H16ZM78 152H79V151H78ZM241 152H243V151H241ZM246 152H248V149H247ZM252 152H254V149L252 150ZM252 152H251V153H252ZM255 152H257V151H255ZM255 152H254V155L256 154ZM14 153H15V152H14ZM14 153H13V154H14ZM20 153H22V152H20ZM33 153H34V152H33ZM33 153H32V154H33ZM212 153H213V152H212ZM231 153H232V152H231ZM238 153H239V152H238ZM248 153H249V152H248ZM257 153H258V152H257ZM15 154L19 155L18 153H15ZM26 154H29V153H26ZM32 154H31V155H32ZM57 154H58V153H57ZM209 154H210V153H209ZM209 154H208V155L205 154L206 159H207V156H209V157L211 158L212 154H211V156H210ZM216 154H218V153H216ZM216 154H215V155H216ZM219 154H220V153H219ZM233 154H234V153H233ZM244 154H246V153H244ZM261 154H262V149H261ZM2 155H3V154H2ZM22 155L24 156L25 154H23V153L20 154V157H21ZM29 155H30V154H29ZM58 155H59V154H58ZM201 155H202V154H201ZM227 155H228V154H227ZM229 155H230V154H229ZM231 155H232V154H231ZM241 155H242V154H241ZM252 155H253V154H251V156H252ZM257 155H258V154H257ZM262 155H263V154H262ZM5 156H7V155H5ZM10 156H11V153H10ZM23 156H22V158H23ZM25 156H27V155H25ZM32 156H33V155H32ZM32 156H31V157H32ZM34 156H35V154H34ZM34 156H33V157H34ZM216 156H217V155H216ZM216 156H214V158H215ZM220 156H221V155H220ZM220 156H219V157H220ZM222 156H223V155H222ZM233 156H234V157H237L238 155H237V156L233 155ZM233 156H232V157H233ZM246 156H247V154L245 155V157H246ZM7 157H9V154H8ZM11 157H12V156H11ZM11 157H10V158H11ZM71 157H72V158H71ZM192 157H193V156H192ZM227 157H229V156H227ZM234 157H233V158H234ZM241 157H244V156H241ZM241 157H240V158H241ZM253 157H255V156H253ZM3 158H4V156H3ZM10 158H7V159H10ZM15 158L17 159V158H19V156H18V157H15ZM24 158H26V157H24ZM74 158H73V160L75 161L77 158H75V159H74ZM194 158H196V156H194ZM194 158H193V159H194ZM212 158H213V157H212ZM216 158L219 159L218 157H216ZM221 158H223V157H221ZM233 158H230V157H229V159H231V162H232V159H233ZM249 158H250V157H249ZM249 158H248V159H249ZM251 158H252V157H251ZM255 158H256V157H255ZM1 159H2V157H1ZM11 159H14V158H11ZM19 159H20V158H19ZM28 159H30V157H29ZM35 159H36V158H35ZM181 159H182V157H181ZM223 159H224V158H223ZM223 159H222V161H223ZM225 159H226V158H225ZM237 159L239 160V158H237ZM244 159H246V158H244ZM252 159H254V158H252ZM256 159H257V158H256ZM256 159H255V160H256ZM258 159L260 160L259 157H258ZM262 159H263V158H262ZM33 160H34V159H33ZM73 160H72V161H73ZM185 160H186V159H185ZM201 160H202V159H201ZM203 160H205V159L203 158ZM207 160H208V159H207ZM207 160H206V161H207ZM219 160H220V159H219ZM226 160H227V159H226ZM233 160H234V159H233ZM242 160H243V159H242ZM0 161H1V160H0ZM19 161H21V162H22V161L25 162V161H27V160L24 161V160H21V159H20ZM31 161H32V159H31ZM31 161H29V162H31ZM209 161H210V160H209ZM214 161H215V160H214ZM220 161H221V160H220ZM222 161H221V162H222ZM224 161H225V160H224ZM224 161H223V162H224ZM229 161H230V160H229ZM240 161H241V160H240ZM257 161H258V160H257ZM261 161H263V160H261ZM4 162H5V161H4ZM13 162H14V161L12 160V163H13ZM15 162H16V161H15ZM200 162H201V161H200ZM207 162H208V161H207ZM215 162H216V161H215ZM223 162H222V163H223ZM0 163H2V162H0ZM5 163H7V162H5ZM8 163H9V162H8ZM17 163H18V162H17ZM26 163H28V162H26ZM26 163H25V165H26ZM70 163H71V162H70ZM204 163L206 164V162H204ZM204 163H203V161H202V164H204ZM217 163H218V162H217ZM224 163H225V162H224ZM224 163H223V164H224ZM228 163H229V162H228ZM228 163H226V164H228ZM258 163H259V162H258ZM13 164H14V163H13ZM19 164H21V163L19 162ZM33 164H35V163H33ZM219 164H220V163H219ZM4 165H5V164H3V166H4ZM9 165H11V164H9ZM21 165H23V163H22ZM21 165H20V169H21ZM28 165H29V164H28ZM197 165H198V164H197ZM197 165H196V166H197ZM230 165H231V163H230L229 165H225V166H229V167H231ZM1 166H2V165H1ZM1 166H0V167H1ZM3 166H2V167H3ZM11 166H12V168H13V166H14V168L17 167V165H16V167H15V165H11ZM23 166H24V165H23ZM23 166H22V167H23ZM31 166H32V165H31ZM199 166H201V165L199 164ZM4 167H5V166H4ZM4 167H3V168H4ZM6 167H7V169H8V167H9L8 164H7ZM18 167H19V165H18ZM29 167H30V166H29ZM201 167H202V166H201ZM10 168H11V167H10ZM10 168H9V169H10ZM12 168H11V169H12ZM14 168H13V169H14ZM24 168H26V166L23 167V170H24ZM36 168H37V167H36ZM71 168H72V167H71ZM233 168H234V167H233ZM0 169H1V168H0ZM4 169H6V168H4ZM4 169H1V170H3V173H4ZM224 169H225V167H224ZM224 169H222V170H224ZM226 169H227V168H226ZM226 169H225V170H226ZM15 170H16V172H17V171H21L22 169H21V170H19V169L17 170V168H16ZM15 170H11V174H12V175H13L12 171H15ZM36 170H37V169H36ZM222 170H221V172H222V174H223V172H224L225 170H224V171H222ZM227 170H228V169H227ZM24 171H25V170H24ZM26 171H27V168H26ZM26 171H25V172H26ZM28 171H29V169H28ZM33 171H34V170H33ZM68 171H69V170H68ZM218 171H219V169H218ZM237 171H238V170H237ZM0 172H1V171H0ZM5 172H6V171H5ZM9 172H10V171H9ZM16 172H14V173H16ZM30 172H31V171H30ZM34 172H35V171H34ZM207 172H208V171H207ZM233 172H234V171H233ZM17 173L19 174V172H17ZM17 173H16V174H17ZM65 173H66V172H65ZM210 173H211V172H210ZM4 174H6V173H4ZM9 174H10V173H9ZM16 174H15V178H17V176H18V175L16 176ZM21 174L24 175V172L21 173ZM33 174H34V173H33ZM36 174H37V172H36ZM97 174H98V173H97ZM220 174H221V173H220ZM222 174H221V175H222ZM224 174L226 175V173H224ZM236 174H237V173H236ZM0 175H3V174H0ZM23 175H22V176H23ZM63 175H65V174H63ZM203 175H204V174H203ZM207 175H208V174H207ZM227 175H228V174H227ZM233 175H234V174H233ZM3 176H4V175H3ZM3 176H2V177H3ZM7 176L9 177V176H11V175H7ZM13 176H14V175H13ZM37 176H38V175H37ZM96 176H97V175H96ZM114 176H116V175H114ZM117 176H118V175H117ZM217 176L219 177L220 175H217ZM222 176H223V175H222ZM235 176H236V175H235ZM8 177H7V178H6V176L3 177V178H6V179L4 180L3 183H0V184H3V185L5 184V185H6V183L9 182V181H7ZM97 177H98V176H97ZM97 177H96V178H97ZM213 177H216V176H213ZM223 177H226V176H223ZM0 178H1V176H0ZM94 178H95V177H94ZM94 178H93V179H94ZM210 178H211V177H210ZM221 178H222V177H221ZM12 179H13V177H12ZM207 179H209V178L207 177ZM211 179H212V178H211ZM211 179H210V180H211ZM216 179H217V178H216ZM0 180H1V179H0ZM13 180H14V179H13ZM127 180H128L127 182H129V184H131L132 186L134 185V180H133V178L130 177V178L127 179ZM220 180H221V179H220ZM5 181H7V182L5 183ZM20 181H21V180H20ZM101 181H102V180H101ZM115 181H116V180H115ZM212 181H214V178H213ZM215 181H216V180H215ZM1 182H2V181H1ZM12 182H13V181H12ZM12 182H11V183L9 182L11 185L8 183L10 187L12 186ZM14 182H15V181H14ZM95 182H96V180H95ZM97 182H98V181H97ZM97 182H96V184H97ZM196 182H197V181H196ZM210 182H211V181H210ZM15 183H16V182H15ZM89 183H91V182H88V184H89ZM93 183H94V181H92V184H93ZM99 183H102V182L99 181ZM116 183H118V182H116ZM119 183H120V182H119ZM135 183H136V182H135ZM212 183H215V182H212ZM17 184H18V183H16V186H17ZM19 184H20V183H19ZM94 184H95V183H94ZM127 184H128V183H127ZM5 185H4V187H5ZM39 185H40V184H39ZM121 185H122V183H121ZM121 185H120V186H121ZM210 185H212V184H210ZM215 185H216V184H215ZM16 186H14V187H16ZM20 186H22V184L19 185V187H20ZM87 186H88V185H87ZM94 186H97V185H94ZM125 186H126V185H125ZM125 186H124V187H125ZM132 186H131V187H132ZM207 186H208V185H207ZM212 186H213V185H212ZM1 187H2V185L0 186V188H1ZM4 187H2L1 189H3V190H4V189H7V190H6V193H8V192H9V190H8L9 187H8V186H7L8 188H4ZM17 187H18V186H17ZM17 187H16V188H17ZM22 187H23V186H22ZM24 187H25V186H24ZM40 187H41V185H40ZM121 187H122V186H121ZM124 187H123V188H124ZM126 187H128V185H127ZM126 187H125V188H126ZM209 187H210V186H209ZM20 188H21V187H20ZM88 188H89L90 190H93L90 186H89ZM93 188H94V187H93ZM123 188H122V189H123ZM211 188H212V187H211ZM1 189H0V190H1ZM13 189H14V188H11V189H10V192H12V194H13V191H11V190H13ZM21 189H23V188H21ZM89 189H88L87 191L90 192ZM122 189H121V190H122ZM127 189H128V188H127ZM212 189H213V188H212ZM3 190H1V191H3ZM15 190H17V189H15ZM41 190H42V188H41ZM7 191H8V192H7ZM20 191H21V190H20ZM25 191H26V189H25ZM94 191H95V189H94ZM94 191H93V192H94ZM122 191H126V190H122ZM129 191H130V188H129V190H128V194H129ZM134 191H135V189H134V190H131L130 193H133ZM192 191H193V190H192ZM212 191H213V190H212ZM3 192H4V191H3ZM16 192H19V191H16ZM16 192H14V193H16ZM22 192H23V194H24V191H22ZM22 192H21V193H22ZM35 192H36V191H35ZM118 192H119V191H118ZM193 192H194V191H193ZM195 192H196V191H195ZM0 193H1V192H0ZM43 193H44V192H43ZM134 193H135V192H134ZM138 193H139V192H138ZM1 194H2V193H1ZM3 194H5V193H3ZM16 194H17V193H16ZM16 194H14V195H16ZM19 194H20V193H19ZM23 194H22V195H23ZM28 194H29V193H27V194H25V195L27 196ZM93 194L95 195V193H93ZM93 194H92V196H93ZM124 194H125V193H124ZM126 194H127V192H126ZM135 194H137V193H135ZM139 194H141V193H139ZM185 194H186V193H185ZM200 194H201V193H200ZM213 194H214V193H213ZM8 195H11V194H8ZM20 195H21V194H20ZM41 195H42V193H41ZM44 195H45V194H44ZM44 195H42V197H43ZM89 195H90V193H89ZM89 195H88V196H89ZM130 195H131V194H130ZM130 195H129V196H130ZM132 195H133V194H132ZM132 195H131V196H132ZM151 195H152V194H151ZM4 196H5V195H4ZM16 196H17L16 198H19V200H20V201L18 200L19 203L16 202V205L18 204V205L16 206V208H17V207L19 206V204H20V202H21V200H22L23 197H21V196L18 197L19 195H16ZM23 196H24V195H23ZM30 196L32 197V196H34V195H30ZM37 196H38V195H37ZM92 196H91V197H92ZM96 196H97V195H96ZM96 196H93V199H94V197H96ZM126 196H127V195H126ZM136 196H137V197H136V198H137V200H136L137 203H140V202H141V203H142V202L145 203V201H147V203H146L144 206H143L142 204H139V206L142 205L144 208L142 209V208L140 207L141 210H139V209L137 208V209L139 210L138 212H137V210L134 209V208H133V209H134L136 212H135V211H132V210H131V212L128 211L129 213L135 212V213L133 214V220L135 221V223L138 224V226H141V227L144 226V227H146L145 229H149V230H151V231H152V229H155V228H156V230L158 231L157 233H160V232H159L160 229L158 230L157 228H159V227L161 226V224H164V226H162V227L165 228V230H166V228H168V227L171 226V224H169V218H168L169 215H167V216H168V217H167V218H168V221H166V223H163V218H162L163 215H162V214H163L164 212H163V213H162V212L160 213V211L163 210V209H161V208H165L164 205H160V204H159L160 206H164V207H161V208H160V209H161L160 211H159V209H157V212H156V206H157V205L154 204V203H155L154 200H156V199L153 200V201H154V203H153V202H151V201L148 202V200H144V198H143V200H144V201H143L142 198L139 197L138 194H137ZM147 196H150V194L147 195ZM147 196H146V197H147ZM152 196L155 197V195H152ZM195 196H196V195H195ZM1 197L3 198V196H1ZM1 197H0V198H1ZM5 197L7 198L6 200H8V197H9V196L7 197V195H6ZM14 197H15V196H14ZM42 197H41V199H42ZM144 197H145V196H144ZM150 197H151V196H150ZM204 197H205V196H204ZM12 198H13V196H12ZM16 198H14V199L17 201ZM26 198H27V199H31L30 197L28 198V196H27ZM35 198H36V197H35ZM35 198H34V200H33L34 203H36V202L38 203V202L40 201V196H39V198H38L39 201L36 200V202H35ZM44 198H45V196L43 197V199H44ZM88 198H89V197H88ZM147 198H148V197H147ZM147 198H145V199H147ZM202 198H203V197H202ZM3 199H4V198H3ZM3 199H2V200H3ZM10 199H11V198H10ZM23 199H24V198H23ZM118 199H119V198H118ZM125 199H126V197H125ZM125 199H124V200H125ZM148 199L151 200V198H148ZM174 199L176 200V199H178V197L175 195V196H174ZM207 199H208V198H207ZM6 200L4 199V202H5ZM98 200H99V199H98ZM127 200H128V198H127ZM131 200H133V199H131ZM134 200H135V198H134ZM134 200H133V201H134ZM190 200H191V199H190ZM195 200H196V199H195ZM195 200H193V201H195ZM197 200H199V199H197ZM197 200H196V201H197ZM12 201H13V200H12ZM12 201L10 200V202L13 204ZM24 201H25V199H24ZM24 201H22V202H24ZM26 201H27V200H26ZM28 201H29V200H28ZM30 201H32V199H31ZM33 201H32V203H33ZM96 201H97V200H96ZM100 201H101V200H100ZM133 201H132V202H133ZM156 201H157V200H156ZM159 201H160V200H159ZM205 201H206V200H205ZM207 201H208V200H207ZM0 202H3V201H0ZM8 202H9V200H8ZM10 202H9V204H11ZM42 202H43V200H42ZM91 202H93L92 199H91ZM94 202H95V199H94ZM94 202H93V203H94ZM97 202H98V201H97ZM102 202H103V201H102ZM125 202H126V201H125ZM125 202H124V207H125ZM127 202L129 203V200H128ZM130 202H131V201H130ZM190 202H192V201H190ZM201 202H202V200H201ZM201 202H200V203H201ZM214 202H215V201H214ZM5 203H6V202H5ZM14 203H15V202H14ZM95 203H96V202H95ZM128 203H126V204L129 205ZM133 203H134V202H133ZM133 203H130V205L133 206V205H132ZM158 203H159V202H158ZM158 203H157V204H158ZM160 203H161V202H160ZM165 203H166V202H165ZM192 203H193V202H192ZM194 203H195V205H197L196 202H194ZM198 203H199V201H198ZM206 203H207V202H206ZM0 204H1V203H0ZM3 204H4V203H3ZM22 204H24V205L27 206L26 202L21 203L20 206H21ZM28 204H31V203H28ZM39 204H40V203H39ZM99 204H100V202H99ZM102 204H103V203H102ZM163 204H164V203H163ZM187 204L189 205V203H187ZM202 204H204V199H203V203H202ZM214 204H218V203H214ZM4 205H7V204H4ZM14 205H15V204H14ZM40 205H41V204H40ZM97 205H98V203H96V206H97ZM100 205H101V204H100ZM127 205H126V206H127ZM136 205H137V204H136ZM165 205H166V204H165ZM8 206H9V205H8ZM20 206H19V209H20ZM22 206H23V205H22ZM22 206H21V208H22ZM26 206H25V207H26ZM28 206H31V205H28ZM32 206H34V204H33ZM131 206H129V208H130ZM186 206H187V205H186ZM215 206H216V205H215ZM1 207H3V206H0V208H1ZM4 207H5V206H4ZM4 207H3V208H4ZM34 207H35V206H34ZM39 207H41V206H39ZM39 207H38V209H39ZM97 207H99V206H97ZM104 207H105V206H104ZM134 207H135V206H134ZM188 207H191V203H190V206H188ZM16 208H15V209H16ZM26 208H29V207H26ZM30 208H31V207H30ZM36 208H37V207H36ZM102 208H103V207H102ZM102 208L99 207L98 209L101 210ZM152 208H153V210H155V211H153V212H155V214L150 215L151 212H152ZM158 208H159V206H158ZM186 208H187V207H186ZM192 208H193V206H192ZM199 208L202 209L200 206H199ZM5 209H6V207H5ZM10 209H11V206H10ZM12 209L14 210L13 206H12ZM38 209H37V210H38ZM96 209H97V208H96ZM127 209H128V208H127ZM167 209H168V208H167ZM190 209H191V208H190ZM190 209H188V210L190 211ZM195 209H198L197 206H196ZM216 209L220 210V208H218V207H217ZM16 210H18V209H16ZM24 210H26V209H24ZM27 210H28V209H27ZM32 210H33V209H32ZM32 210H31V211H32ZM102 210H103V209H102ZM104 210H105V208H104ZM106 210H107V209H106ZM106 210H105V211H106ZM122 210H123V207H122ZM129 210H130V209H129ZM164 210H165V209H164ZM175 210H176V209H175ZM191 210H192V209H191ZM213 210H215V208H214ZM218 210H217V211H218ZM0 211L2 212L3 210H0ZM6 211H7V210H6ZM18 211H20V210H18ZM21 211H22V210H21ZM21 211H20V212H21ZM29 211H30V209H29ZM29 211H27V213H28ZM31 211L29 212L30 215L32 214ZM33 211H36V210H33ZM96 211H99V210H96ZM124 211H127V210L124 209ZM124 211H123V212H124ZM158 211H159V213H158ZM165 211H166V210H165ZM167 211H168V210H167ZM192 211H194V210H192ZM197 211H198V210H196V212H197ZM199 211L202 212V210H199ZM199 211H198L197 213H199ZM12 212H13V211H12ZM16 212H17V211H16ZM20 212H19V213H20ZM101 212H102V211H101ZM123 212H122V213H123ZM181 212H182V213H181ZM181 212H177L176 215H178L179 213L184 214L183 211H181ZM190 212H191V211H190ZM3 213H5V212H3ZM8 213H11V212L9 211ZM8 213H5L6 215H8L7 218H9V216H10V214H8ZM17 213H18V212H17ZM21 213H22V212H21ZM25 213H26V212H25ZM33 213H35V214H34V216H35L37 212H33ZM102 213H103V212H102ZM129 213H128V214H129ZM166 213H169V212H166ZM187 213H189V212H187ZM212 213H213V212H212ZM1 214H2V213H1ZM5 214H3V215L6 217ZM12 214H14V213H12ZM103 214H105V212H104ZM124 214L126 215V212H125ZM173 214H174V212H173ZM200 214H201V213H200ZM18 215H19V214H18ZM18 215H17V216H18ZM20 215H23V214H20ZM28 215H29V214H28ZM98 215H99V213H98ZM125 215H123L125 218H126V217H127V218L130 217V216H129L130 214L128 215L129 217H128V216H125ZM179 215H180V214H179ZM184 215H185V214H184ZM193 215H194V214L192 213L191 216H193ZM198 215H199V214H197V216H198ZM214 215H216V214H214ZM12 216H13V215H11L10 217H12ZM17 216H16V218H17ZM37 216H38V215H37ZM100 216H101V215H100ZM103 216H104V215H103ZM123 216H122V217H123ZM165 216H166V215H165ZM165 216H164V217H165ZM180 216H182V215H180ZM186 216L189 217L188 214H187ZM186 216H183V217H185V218L187 219ZM191 216H190L189 218H191V219L193 220V218H192ZM201 216H202V215H201ZM201 216H200V217H201ZM211 216H212V215H211ZM18 217H19V216H18ZM22 217H24V219H25V217H27V216H22ZM61 217H62V216H61ZM61 217H60V218H61ZM104 217H105V216H104ZM124 217H123V218H124ZM176 217L178 218L179 216H176ZM176 217H175V218L172 217V218L175 220V219H177ZM195 217H196V216H195ZM209 217H210V216H209ZM3 218H4V217H3ZM7 218H6V219H7ZM27 218H31V216H30V217H27ZM32 218H33V216H32ZM60 218H57V220L60 219ZM102 218H103V217H102ZM120 218H121V217H120ZM125 218H124V221H125ZM127 218H126V220H128ZM131 218H132V217H131ZM131 218H130V220H131ZM202 218H203V216H202ZM202 218H201V219H202ZM211 218H212V217H211ZM1 219H2V215H1ZM14 219H15V218H14ZM20 219H23V218H19V220H20ZM36 219H37V217H36ZM62 219H63V218H62ZM103 219H104V218H103ZM173 219H172V221H174ZM181 219H183V218H181ZM186 219H183V220H186ZM191 219H190V220H191ZM194 219H196L195 222H196L197 220H200L199 217H196V218H194ZM204 219H205V217H204ZM213 219H214V217H213ZM213 219H212V220H213ZM3 220H4V219H3ZM3 220H2V221H3ZM7 220H8V219H7ZM15 220H18V218L15 219ZM25 220H26V219H25ZM27 220H32V219H27ZM64 220H65V219H64ZM118 220H119V219H118ZM121 220H122V219H121ZM121 220H120V221H121ZM130 220H129V223H130ZM165 220H166V219H165ZM187 220H189V219H187ZM192 220L190 221V224H191V225H192V223H191ZM8 221H11V224H12V221H13V220L11 219V220H8ZM8 221H7V222H8ZM33 221H36V220H33ZM37 221H38V220H37ZM37 221H36V222H37ZM58 221H59V220H58ZM62 221H63V220H62ZM62 221H61L60 223H58V224H61ZM102 221H104V220H102ZM134 221H133V222H134ZM202 221H203V220H202ZM202 221H201V222H202ZM4 222H5V221H3V223H4ZM22 222H23V221H22ZM24 222H25V221H24ZM24 222H23L22 224H24ZM29 222H30V221H29ZM36 222H35V224H36ZM122 222H123V221H122ZM127 222H128V221H127ZM176 222H177L176 225H178V224L181 222L180 218H179V221L176 220ZM178 222H179V223H178ZM182 222H183V224H184V221H182ZM182 222H181V223H182ZM198 222H199V221H198ZM0 223H1V222H0ZM14 223H15V222H14ZM14 223H13V224H14ZM32 223H33V222H32ZM37 223H38V222H37ZM65 223H66V222H65ZM125 223H126V222H125ZM129 223H128L127 228L129 227ZM135 223H134V224H135ZM174 223H175V222H174ZM174 223H173V224H174ZM187 223H189V221H188V222L186 221L185 225H186ZM193 223H194V222H193ZM199 223H200V222H199ZM1 224H2V223H1ZM5 224L7 225V223H5ZM5 224H4V225H5ZM13 224H12V225H13ZM17 224H18V223H17ZM17 224L15 223L16 228H17ZM20 224H21V222H20ZM35 224H33V225H35ZM62 224H63V223H62ZM131 224H132V222H131ZM131 224H130V226H131ZM183 224H182V227H183ZM190 224H189V225H190ZM195 224H197V222H196ZM4 225H3V226H4ZM27 225H30V224L27 223ZM36 225H37V224H36ZM65 225H66V224H64V226H65ZM123 225H124V222H123L122 226H123ZM176 225H175V226H176ZM179 225H180V224H179ZM179 225H178V226H179ZM185 225H184V226H185ZM187 225H188V224H187ZM0 226H1V225H0ZM10 226H11V225H10ZM24 226H25V224H24ZM24 226H23V227H24ZM37 226H38V225H37ZM49 226H50V225H49ZM55 226L57 227V225H55ZM55 226H53V228H55ZM60 226H63V225H60ZM132 226H133V225H132ZM138 226L136 227V228H137V231L140 230V229H138V228H141V227H138ZM193 226H195V225H193ZM199 226H201V225H199ZM6 227H7V226H6ZM29 227H30V226H29ZM34 227H35V226H34ZM119 227H120V226H119ZM144 227H143V228H144ZM171 227H172V226H171ZM171 227H170V228H171ZM182 227H181V228H182ZM185 227H186V226H185ZM189 227H190V226H188V228H189ZM195 227H196V229H197V226H195ZM201 227H202V226H201ZM0 228H1V227H0ZM8 228H9V227H8ZM8 228H7V229H8ZM13 228H14V227H13ZM19 228H20V227H19ZM25 228H26V227H25ZM46 228H47V227H46ZM53 228H52V229H53ZM58 228H61V227L58 226ZM58 228H57V229H58ZM66 228H67V227H66ZM122 228H124V231H126V229H125L126 227H125V226L122 227ZM170 228H168V229H170ZM173 228H174V227H173ZM173 228H172V229H173ZM186 228H187V227H186ZM191 228H192V226H191ZM198 228H199V227H198ZM5 229H6V228L4 227L3 230H5ZM7 229H6V230H7ZM11 229H12V227H11ZM17 229H18V228H17ZM20 229L23 230L24 228L21 227ZM26 229H29V230L31 229V230H32L33 227H32V228H26ZM40 229H41V228H40ZM48 229H49V228H48ZM50 229H51V227H50ZM50 229H49V230H50ZM57 229H54V233H55V230H57ZM61 229H62V228H61ZM130 229H131V230H134V228H130ZM161 229H162V228H161ZM176 229H178V227H176ZM192 229H194L193 232L195 233V232H196V231H195L196 229H195V228H192ZM6 230H5V233H7ZM12 230H13V229H12ZM12 230H11V231H12ZM36 230H37V229H36ZM58 230H59V229H58ZM58 230H57V232H58ZM131 230H130V232L133 233V231H131ZM156 230H155V231H156ZM165 230H164V231H165ZM179 230H180V229H179ZM187 230H188V229H187ZM187 230H185V231H187ZM190 230H191V229H190ZM190 230H189V232H190ZM202 230H203V229H202ZM9 231H10V229H9ZM24 231L27 232V230H24ZM44 231H46V230L44 229ZM51 231H52V230H51ZM51 231H50L49 233H52V232H53V231H52V232H51ZM61 231H62V230H61ZM161 231L163 232V230H161ZM171 231H172V230H171ZM171 231L169 232V230H168L169 234L175 232V231H173V232H171ZM180 231H181V230H180ZM180 231H179V232H180ZM191 231H192V230H191ZM199 231H201V229H200ZM17 232H19V230H17ZM17 232H16V233H17ZM28 232L30 233V231H28ZM28 232H27V233H28ZM32 232H33V231H31V233H32ZM34 232H35V231H34ZM34 232H33V233H34ZM42 232H43V231H42ZM62 232H63V231H62ZM62 232H61V233H62ZM100 232H101V231H100ZM130 232H129V230H128V233H130ZM138 232H139V231H138ZM142 232H143V231H142V228H141V233H142ZM144 232H145V230H144ZM165 232H166V231H165ZM187 232H188V231H187ZM8 233H9V232H8ZM22 233H23V232H22ZM22 233H21V234H22ZM37 233H38V231H37ZM45 233H47V232H45ZM61 233H60V234H61ZM101 233L103 234V231H102ZM135 233H137L136 230H135ZM150 233L153 234V231L150 232ZM150 233H149V235H150ZM157 233H154L155 236H157V235H156ZM175 233H176V232H175ZM185 233H186V232H185ZM191 233H192V232H190V235H191ZM194 233H193V234H194ZM200 233H201V232H200ZM21 234H20V235H21ZM23 234L25 235L26 233H23ZM35 234H36V233H35ZM39 234H40V235H38V237L40 236V239H41V235H42V234L44 235V233L41 234V233H40V230H39ZM47 234H48V233H47ZM52 234H53V233H52ZM56 234H57V233H56ZM56 234H55V235H56ZM58 234H59V233H58ZM58 234H57V235H58ZM62 234H63V233H62ZM99 234H100V233H99ZM102 234H100V235H102ZM104 234H105V233H104ZM104 234H103V235H104ZM107 234H108V233H106V235H107ZM123 234H124V233H123ZM138 234H139V233H138ZM179 234H180V233H179ZM182 234H184V233L182 232ZM182 234H181V235H182ZM196 234H197V232H196ZM198 234H199V233H198ZM198 234H197V235H198ZM13 235H15V234H13ZM13 235H12V236H13ZM16 235H17V234H16ZM24 235H23V236H24ZM26 235H27V234H26ZM55 235H54V236H55ZM147 235H148V234H147ZM147 235H146V236H147ZM160 235H161V234H160ZM164 235H166V234H164ZM173 235H175V234H173ZM184 235H185V234H184ZM188 235H189V234L186 233V236H187V237H188ZM197 235H195L194 239H195V238H196V239L202 238V237H199V238H198ZM199 235H200V234H199ZM21 236H22V235H21ZM28 236H29V235H28ZM34 236H35V235H34ZM36 236H37V234H36ZM48 236H49V234L47 235V237L44 235V237H46V238H48ZM50 236H51V235H50ZM52 236H53V235H52ZM54 236H53V237H54ZM60 236L62 237L63 235H60ZM64 236H66V235H64ZM104 236H105V235H104ZM108 236H110V235H108ZM126 236H127V235H126ZM170 236H172V234H170ZM182 236H183V235H182ZM196 236H197V237H196ZM18 237H19V235H18ZM26 237H27V236H26ZM31 237H32V236H31ZM42 237H43V236H42ZM106 237H107V236H106ZM142 237H143V236H142ZM148 237H149V236H148ZM159 237H160V236H158V237H156V238H159ZM161 237H162V236H161ZM161 237H160V239H161ZM166 237L168 238L167 235H166ZM174 237H175V236H174ZM174 237H173V238H174ZM177 237H178V236H177ZM179 237H180V235H179ZM179 237H178V238H179ZM190 237H191V236H190ZM0 238H1V243H0V245L2 246V248H4V251H5V252L3 251V252L5 253V264H15V260H14L15 258H14V257L16 256L15 254H17V251H18V246H17L16 243L14 242L15 238L13 239V241H12V239L10 240L7 236H5L4 231L2 232V230H0ZM10 238H11V236H10ZM19 238H20V237H19ZM28 238H29V237H28ZM32 238H33V237H32ZM36 238H37V237H36ZM46 238H44V239H46ZM57 238H58V237H57ZM64 238H65V237H64ZM107 238H108V237H107ZM129 238H130V237H129ZM131 238L133 239V237H131ZM137 238H138V237H137ZM162 238H163V237H162ZM169 238H170V237H169ZM175 238H176V237H175ZM175 238H174V239H175ZM182 238H183V237H182ZM16 239H18V238H16ZM24 239H25V238H24ZM49 239H50V237H49ZM52 239H53V238H52ZM52 239H50V241H51ZM67 239H68V238H67ZM67 239H66V240H67ZM101 239H102V238H101ZM103 239H105V238H103ZM103 239H102V241H103ZM109 239L112 240V238H110V237H109ZM138 239H140V238H138ZM138 239H137V240H138ZM142 239L144 240V238H142ZM142 239H140V240H142ZM146 239L149 240V239H151V238H146ZM152 239H154V235H153ZM171 239H172V238H171ZM176 239H177V238H176ZM188 239H189V238H188ZM188 239L185 238V240H188ZM190 239H191V238H190ZM27 240H29V239H27ZM32 240H33V239H32ZM41 240H42V239H41ZM41 240H39V241H41ZM47 240H48V239H47ZM54 240H55V238H54ZM56 240H57V239H56ZM56 240H55V242H54L55 244H56V242L61 241L59 238H58V241H56ZM106 240H107V239H106ZM106 240L103 242L104 244H106V243H105ZM156 240H157V239H156ZM158 240H159V239H158ZM158 240H157V242H158ZM164 240L166 241V238H165ZM178 240H179V239H177V242H178ZM200 240H201V239H200ZM210 240H211V239H210ZM18 241H19V240H18ZM23 241H24V240H23ZM23 241H22V242H23ZM64 241H65V240H64ZM102 241H101V242H102ZM109 241H110V240H109ZM109 241H108V242H109ZM146 241H147V240H146ZM160 241H161V240H160ZM160 241H159V242H160ZM165 241H164V242H165ZM181 241H183V239H182ZM191 241H192V240H191ZM191 241H190V242H191ZM194 241H195V240H194ZM198 241H199V240H198ZM198 241H197V242H198ZM24 242H25V241H24ZM31 242H33V241H31ZM36 242H38V241L36 240ZM44 242H45V241H44ZM52 242H53V241H52ZM62 242H63V240H62ZM66 242H67V241H66ZM108 242H107V243H108ZM111 242H113V241H111ZM130 242H131V240H130ZM142 242H143V241H142ZM148 242H150V241H148ZM152 242H153V240H152ZM155 242H156V241H155ZM155 242H154V244H155ZM162 242H163V240H162ZM169 242H170V241H169ZM179 242H180V241H179ZM179 242H178V245H179ZM192 242H193V241H192ZM18 243H20V242H18ZM33 243H34V242H33ZM103 243H102V244H103ZM131 243H132V242H131ZM167 243H168V242H167ZM198 243H200V241H199ZM21 244H23V243H21ZM29 244H30V243H29ZM38 244L40 245L41 242L38 243ZM44 244H46V243H44ZM49 244H51V243H49ZM52 244H53V243H52ZM55 244H53V245L56 246ZM59 244L61 245V242H59ZM62 244H63V243H62ZM76 244H77V243L74 242L73 249H75ZM109 244H110V242H109ZM146 244H148V243H146ZM176 244H177V243H176ZM180 244H183V242L180 243ZM212 244H213V243H212ZM24 245H25V244H24ZM30 245H31V244H30ZM33 245H34V244H33ZM33 245H32V247L35 248V246H33ZM35 245H37V244L35 243ZM47 245H48V243H47ZM64 245H66V244L64 243ZM64 245H62V246H64ZM107 245H108V244H106V246H107ZM113 245H114V243H113ZM143 245H145V243H144ZM148 245H149V244H148ZM148 245H145V246H148ZM178 245H176V247H177ZM184 245H185V244H184ZM192 245H194V244L192 243L191 246H192ZM37 246H38V245H37ZM44 246H45V245H44ZM44 246H43V247H44ZM104 246H105V245H104ZM109 246H110V245H109ZM111 246H112V245H111ZM111 246H110V247H111ZM191 246H190V247H191ZM200 246H201V245H200ZM24 247H25V246H24ZM26 247H28V246H26ZM29 247H30V246H29ZM32 247H31V248H32ZM39 247L42 248L41 245H40ZM45 247H48V246H45ZM51 247H53V246H51ZM51 247L49 246V248H51ZM112 247L114 248V246H112ZM112 247H111V249H113ZM124 247H125V245L123 246V248H124ZM143 247H144V246H143ZM151 247H153V245H151ZM176 247H174V248H176ZM181 247H182V246H181ZM193 247H194V246H193ZM55 248L57 249V247H54V248H52V251H51V249H50V250L48 249V250L51 251L52 253H54L55 251L53 252V249H55ZM106 248H107V253H110V252H111V255H112V252H113L114 250L112 251L111 249H109V247H106ZM115 248H116V246H115ZM118 248H119V246H117V249H118ZM125 248H126V247H125ZM125 248H124V250H125ZM149 248H150V247H149ZM185 248H186V247H185ZM185 248H183V249H185ZM245 248H246V246H245ZM245 248L243 249V251L245 250ZM20 249H22V248H20ZM20 249H19V250H20ZM23 249H24V248H23ZM27 249H28V248H27ZM27 249H25V251H26ZM29 249H30V248H29ZM29 249H28V251H29ZM35 249H38L39 251L41 250V249H39V248H35ZM71 249H72V248H71ZM73 249H72V250H73ZM104 249H105V248H104ZM108 249L111 250V251L109 252ZM119 249H120V248H119ZM121 249H122V247H121ZM145 249H146V248H145ZM145 249H143V250H145ZM176 249H177L178 253L180 254L181 251H182V249H181L179 246H178V248H176ZM189 249H191V248H189ZM194 249H196V247H195ZM198 249H199V248H197V250H198ZM30 250H31V249H30ZM33 250H34V249H33ZM33 250H31V253H34V252H32ZM43 250H44V248L41 250V252H42ZM185 250H186V249H185ZM185 250H183V252H184ZM187 250H188V249H187ZM200 250H201V249H200ZM60 251H62V250H60ZM67 251H68V250H67ZM120 251H121V250H119V251L117 250V252H120ZM146 251H147V249H146ZM150 251H151V250H150ZM150 251L148 250V252H150ZM192 251H193V248H192ZM192 251H191V252H192ZM195 251H196V250H195ZM195 251H193L192 253L195 254V253H194ZM246 251H247V249H246ZM246 251H244V252H246ZM41 252H39V253L36 252V253H38L37 255H39ZM43 252H44V251H43ZM45 252H46V249H45ZM47 252H48V251H47ZM56 252H57V251H56ZM64 252H65V251H64ZM68 252H69V251H68ZM71 252H72V251H71ZM122 252H123V251H122ZM122 252H121V254H122ZM173 252H174V251H173ZM186 252H188V251H186ZM191 252L189 251V253H191ZM196 252H197V251H196ZM4 253H3V254H4ZM18 253H19V252H18ZM20 253H21V252H20ZM25 253H28V252H25ZM25 253H24L23 250H22V254H24V255L26 256L27 254H25ZM36 253H35V254H36ZM49 253H50V252H49ZM57 253H59V252H57ZM57 253H55L54 256H55ZM105 253H106V252H105ZM107 253H106V254H107ZM144 253H145V251H144ZM144 253H142V254H144ZM198 253H199V252H198ZM1 254H2V253H1ZM41 254L44 255V253H41ZM41 254H40V255H41ZM50 254H51V253H50ZM61 254H63V253H61ZM61 254H60V255H61ZM65 254H66V253H65ZM74 254H75V253H74ZM106 254H105V256H106ZM139 254H141V253H139ZM146 254H148V258L150 259L149 253L146 252ZM150 254H151V253H150ZM185 254L188 255L187 253H185ZM185 254H184V255H185ZM243 254L246 255L245 253H243ZM19 255H20V254H19ZM28 255H29V254H28ZM30 255H31V254H30ZM30 255H29V257H30ZM58 255H59V254H58ZM58 255H57V256H58ZM109 255H110V254H109ZM118 255H119V253H118ZM171 255H172V253H171ZM198 255H199V254H198ZM215 255H216V254H215ZM3 256H4V255H3ZM22 256H23V255H22ZM31 256H32V255H31ZM45 256H46V254H45ZM47 256H48V253H47ZM47 256H46V258H48ZM51 256H53V255H51ZM67 256H68V255L66 254V257H67ZM70 256H71V258L74 257L71 253H70ZM77 256H78V255H77ZM77 256H76V257H77ZM112 256H113V255H112ZM116 256H117V255H116ZM120 256H121V255H120ZM169 256H170V255H169ZM189 256H192V255H189ZM193 256H194V255H193ZM201 256H202V255H201ZM27 257H28V256H27ZM33 257H34V256H33ZM35 257H36V258H39V259L42 258V257H40V256H39V257L35 256ZM59 257H60V256H59ZM63 257H64V256H63ZM76 257H74V258H76ZM78 257H79V256H78ZM109 257H110V256H108V258H107V259H108V264H109V261H110V258H109ZM114 257H115V256H114ZM114 257H113V258H114ZM117 257H118V256H117ZM184 257H185V256H184ZM194 257H196V255H195ZM16 258H18V257H16ZM24 258H26V257H24ZM36 258H33V259H36ZM43 258H44V257H43ZM46 258H45V259H46ZM52 258H53V257H51V259H52ZM64 258H65V257H64ZM79 258H80V257H79ZM113 258H112V259H113ZM120 258H121V257H120ZM120 258H119V259H120ZM143 258H144V257H143ZM145 258H147V255H146ZM169 258H170V257H169ZM173 258H174V257H173ZM177 258H178V257H177ZM182 258H183V255H182ZM182 258L179 257V264H183ZM187 258L190 259L191 257H190V258L187 257ZM198 258H199V257H198ZM205 258H206V257H205ZM245 258H246V256H245ZM245 258L243 257V260H244ZM248 258H249V257H248ZM0 259H1V258H0ZM19 259H22L21 256H19ZM28 259H29V258H28ZM33 259H31V260H33ZM39 259H38V261H40ZM54 259H56V257H55ZM58 259H59V258H58ZM72 259H73V258H72ZM163 259H164V256H163ZM171 259H172V257L170 258V260H171ZM200 259H201V258H200ZM25 260H26V259H25ZM49 260H50V257H49ZM69 260H70V259H69ZM74 260H75V259H73L72 261H74ZM77 260H78V259H77ZM117 260H118V259H117ZM143 260H145V259H143ZM147 260H148V259H147ZM150 260H151V259H150ZM157 260H158V258H157ZM161 260H162V258H161ZM161 260H159V261H160V262H163V261H161ZM164 260H165V262H164L165 264L167 263L166 260L169 261L168 259H164ZM172 260L175 261V258L172 259ZM172 260H171V262H172ZM201 260H203V259H201ZM246 260H247V259H245V261H246ZM19 261H20V260H19ZM21 261H22V260H21ZM21 261H20V262H21ZM23 261H24V259H23ZM28 261H29V260H28ZM28 261H27V262H28ZM36 261H37V260H36ZM44 261H45V260H44ZM44 261H43V263H44ZM53 261H54V260H53ZM55 261L57 262L58 260H55ZM60 261H61V260H60ZM63 261H64V259H63ZM66 261H67V260H66ZM66 261H65V262H66ZM78 261H79V260H78ZM112 261H113V260H112ZM148 261H149V260H148ZM152 261H153V259H152ZM184 261H185V260H184ZM192 261H193V258H192ZM197 261L200 262L199 260H197ZM213 261H215V260H213ZM213 261H212V263H214ZM248 261H249V260H248ZM24 262H25V261H24ZM31 262H32V261H31ZM47 262H48V261H47ZM47 262H46L45 264H48L50 261H49L48 263H47ZM65 262H64V263H65ZM106 262H107V261H106ZM118 262H120V263L122 264V262H121L120 260H119ZM160 262H158V263L160 264ZM171 262H169V263L171 264ZM193 262H195V260H194ZM193 262H192V263H193ZM204 262L206 263V260H205ZM209 262H210V261H209ZM17 263H19V262L17 261ZM17 263H16V264H17ZM21 263H22V262H21ZM32 263H33V262H32ZM36 263L38 264V262H36ZM50 263H51V262H50ZM54 263H55V262H54ZM57 263H60V262H57ZM64 263H63V264H64ZM69 263H70V262H69ZM110 263H112V262L110 261ZM114 263H115V261H114ZM152 263H155V262H152ZM164 263H163V264H164ZM187 263H188V262H187ZM190 263H191V261H190ZM202 263H203V261H202ZM202 263H201V264H202ZM207 263H208V262H207ZM210 263H211V262H210ZM210 263H209V264H210ZM212 263H211V264H212ZM29 264H31V263L29 262ZM33 264H35V263H33ZM40 264H42V262H41ZM52 264H53V263H52ZM61 264H62V263H61ZM74 264H76V262H75ZM117 264H118V263H117ZM125 264H126V262H125ZM146 264H147V263H146ZM161 264H162V263H161ZM174 264H176V263L174 262ZM188 264H189V263H188ZM193 264H194V263H193ZM195 264H196V262H195ZM199 264H200V263H199ZM203 264H204V263H203ZM215 264H217V263H215ZM218 264H220L219 261H218Z\"/></svg>",
    "mask_w": 264,
    "mask_h": 264
}]
</instances>
